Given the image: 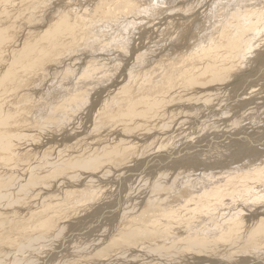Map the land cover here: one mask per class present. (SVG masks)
Listing matches in <instances>:
<instances>
[{
    "label": "rangeland",
    "instance_id": "obj_1",
    "mask_svg": "<svg viewBox=\"0 0 264 264\" xmlns=\"http://www.w3.org/2000/svg\"><path fill=\"white\" fill-rule=\"evenodd\" d=\"M99 1L100 0H52L53 3L52 2H49V5L50 4H53L54 6L51 5L49 11L48 10L47 11L48 12H51V11L54 12V9H52V8H56V9H60L61 10L60 12L66 11V12L73 13L74 15L73 14L72 15L74 16V21L76 23H79V26H78L79 32L78 33H80V32L83 31L82 30V28H83L82 26H83L84 22H86V14H85V12H83V8H91L92 9L93 8V5L95 6ZM190 1L191 0H171L168 3H164L163 2V4L162 3L155 4L154 2L152 4V2H151V5L149 6L150 9H151V12L148 11L147 13H145L143 15V17H144L143 19H141V18L138 19V21L140 19H141V21H139V22L136 21L137 24L139 25V27L137 29H134L135 32L132 31L133 29L131 27L130 28H127L128 30L125 29L126 30L125 31L121 26H120V28H121L120 29L119 26H114L112 28V26H108V25L107 26L106 25H103V26L98 25V26H101V28L103 30L101 28H98V30H96V32L93 33L94 35L96 34L98 36V37L97 36L94 37V41L96 43L98 42L97 43L98 44V48L94 49V52L93 53L92 52L87 53L88 51H86L84 47H76L75 48V44H74L73 46H74L75 50L70 51V50L73 49V48H70L68 50V52H66L67 56L64 55L63 53L57 54L55 60H58V59L60 60L58 62V65H56L57 68L56 69L53 68L52 71H49L50 73H47L48 75L45 73V76L46 77L48 76V79H46V81L43 82L42 83V86L40 87V90H43L44 92H46V93H43L44 95H46V94L47 95L48 94L50 95V93H51V96L50 97H49V95L48 96L46 95L47 97L45 96L46 101H47L46 102V105L44 107L42 106V108L38 109V112L36 113L37 114V118L35 117L36 114H35L34 110H32L31 108L38 107V104L39 105H43V103H42V101L40 100V97H39L40 94L38 95L39 92L36 94V92H33V90H31L30 86L27 85V87H25L24 89L22 88V90L18 91V93H19L18 96H16V94H18V93H14V94H11V95H8V92L6 93L5 96H7V98H9V97L13 98L12 101H11V102H13V104L19 102V101H16L14 99V97L20 99L21 102H22V104L17 105V106H15L13 108V113H10L9 112L10 110H9V111L5 112L6 114L4 113V115H3V118L4 119L11 118L10 120H12V122H11L12 127H11V130L10 131H12V129H13V132H17L18 130H20L19 132H21V134L25 133L26 135H29L30 136V139L34 140L33 139V137H34L35 138V142H34L35 145L32 144V142H28L26 140H25V143L32 144L30 146H32V147L34 146L36 148H39V146H40L39 145L40 140L39 141L36 140L39 136H34V132H32L31 130L33 129L34 131H39V129H45V130L49 131L50 134H51V137H48V139L52 140L51 142H49V147L53 151L54 154H57V156H55V162L53 163V166L55 168H58L59 169L57 171H58V175L61 176V177H67L65 174H63L64 171L65 172L72 171L73 169H75V167L73 168L72 166H76V167L79 166L80 161H84V162L87 163L88 158L91 155V152L94 151V154L92 155V161L93 162L99 164L100 162H102L103 160H105V161H103L105 167L102 166L103 164H100L101 166L99 167V170H98L99 173H98V175L99 176L100 175H103L102 177L105 180L111 181L115 177H116V179L117 178L119 179V177H121V175H122L121 172L124 170L123 167L127 163V162L121 163L124 160L118 162V160H116V159L119 157V155L116 156V158H112L111 161H107V159H105V157H104L105 154L109 155V157H110L111 155L108 153V151L111 150V149H117L116 146L121 145V144H118V143H132V145H129V146H133V147L135 146L134 149L132 150L133 154H131V158H130V160L134 161V159H136V158L143 159V158L150 157L154 153H158V152L159 153H162V152L165 151L166 145H169V148L172 149L173 148V145L176 143L174 146L176 147V145L178 144V147L177 148H180L181 145H182L181 144L182 141L184 140V138H186L185 136L187 134H185V133H188L189 130H191V131L192 130L193 131L194 130H199V131H195V132H197L199 134V141L204 140V142L206 144L213 145L215 143V140L212 138V136L215 135V134H219V131H217V130H220V129H228V128L231 127V125H238L236 123H239L240 124L241 121L243 123L244 122L243 121L244 118L245 119L247 118L246 119L247 121L245 120V123L243 125L244 127H246V125L250 123V120L249 119L252 117V115L255 116L253 118V121H254V119L256 117L259 118L258 115H259V112H261L260 109H259V107L261 105L264 106V22H263L264 21V17H262L260 19L259 17H261V16H258V15L264 16V11H263L264 10V6H263L264 3L261 4L262 2H264V0H261V3L259 2L260 0L259 1L258 0H255L257 2H255V1L253 2L254 3L253 4V7L251 6L253 0H251V1L249 0V2H248V0L247 1L246 0H235V1H233V0L232 1H230V0H227V1L226 0H192L191 3H190ZM241 1H243V2H241ZM242 3H244V6L242 5ZM40 4L41 3H39V5ZM58 4H61V7L60 8H59ZM227 4H230V5H227ZM256 4H257V7H254V6H256ZM67 5H68L69 8L66 7ZM236 5H237L238 8L241 9V12H240V10L237 7H235ZM245 5H247V6H245ZM232 6H234V7H232ZM258 6L261 8V10H260V8ZM247 7H249V9H245ZM254 8H256L258 11H256V9H255L254 12L252 13V10ZM45 9H47V7ZM229 9H231V10L234 9V10L228 11ZM242 9H245L244 11H246V12H243ZM79 10H81V11H79ZM247 10L249 12H251L250 15H247L246 14L247 13ZM235 11H236V14H234ZM237 11H239V14L240 13L241 14L238 15V12ZM259 11L261 13H258ZM78 12H79V14H78ZM227 12H229V13H227ZM231 12H234V13L231 14ZM242 13H244V14H242ZM47 14L48 13H46V11H45L44 14H43V16L44 15L46 16ZM226 14H227V16H226ZM228 14H229V18L230 19L231 18L232 19L235 18L237 20H238V18L235 17L236 15L239 16V17H243V18H244V15L245 14L247 15L246 17L250 16L249 17L250 20H248V18H247V20L244 19V20H246V23L248 21V24L247 25H245L246 23H243L245 21L242 18L240 19L241 21L243 20L242 23H240V21L237 22V23H240L241 24V28L243 30L240 29L241 30L240 31V30L234 28L233 29V32H231V33L234 34V33H236L238 31L239 34H240V32L241 33L242 32L244 33L245 31H247L246 34L245 33L244 34L243 33L241 34L242 35V38H244L242 40L247 41L249 39L248 42L254 40L253 43H255L254 45H256L255 46L256 48L255 47H250L251 49L249 48L248 49L249 51L246 50L247 51V54H248L247 55V58L246 57L245 58L241 57L242 59L241 58H238L237 56H239L238 54H240L238 52L241 49V43H242V40H241L240 41L241 43L239 45L240 48H237V50H236L238 54H237V56L236 55L234 56L235 59L232 60L234 62H232V63H229L228 62V66L226 65L227 62L225 63L224 60H221V63H220V60H218V58H216L217 57L216 55H218V51H216L217 53L215 52L214 54H211L210 55V58L208 57V59H207V57H204L203 56L204 59H206V60H204V59L201 60L202 55H200L201 53L198 52L199 51L198 49L201 48V46H205V45H207V43L212 42L211 39L212 40L214 39L213 42H219L220 41L221 42V43L219 42L220 48L223 49V47H221L222 45L225 47L224 44L226 43V40L229 39V38H226L228 36L227 34L229 33L228 32L229 27H230V31H231V28H233L231 25H233V24L236 23L235 20H230L228 18ZM233 14L235 16H233ZM254 14H256V15H254ZM253 15L255 16V18H253L254 17ZM251 16H252L253 19L256 20V23H257L258 27H257L256 23L253 22V19L251 18ZM183 17H185V18H183ZM256 17H257V19L259 18L258 22L261 23L263 26L257 22ZM58 18H59V16H58ZM182 18H183V20H180ZM186 18H187V21H186ZM224 19L226 21V24H223V23H225ZM178 21H179V23H177ZM213 21H214V23H213ZM216 21H218V23H215ZM227 21H228V23L230 21L231 22H234V23H231L230 22L229 23L230 25H228ZM48 23H49V18H47V19L46 18H43L42 15L38 13V15L36 16V18L33 21V24L32 25L33 26H35V25L41 26L40 29H42V32L43 33H47L48 30L46 29V25H48ZM174 23H176V24H174ZM220 24H221V27L222 28L219 26ZM224 26L225 27L228 26V30L226 28L227 32H226ZM243 26H245L244 27L245 29L243 28ZM252 26H255L257 28V29H255V31L258 30V29H259V31L254 32V28L255 27L251 28ZM212 27H214V28H212ZM246 27H248V28H246ZM211 28H212V30H211ZM216 28H219V29H217V31H216ZM112 29H114V30H112ZM122 30H124L125 33L122 32ZM220 30H223V31H220ZM234 30H235V32H234ZM131 32H133V33H131ZM217 32H218V36L220 38H218ZM225 32L227 34H225ZM238 32H237V34H238ZM250 32H253V33H250ZM106 33H108V34H106ZM109 34H111V37L109 36ZM126 34H127V36H126ZM129 34L131 36L132 35L133 36L130 37ZM214 34H216V38H215V35ZM250 35H251V37H248ZM204 36H205L207 42H206ZM223 37H224V39H223ZM209 38H210V40H208ZM246 38H247V40H245ZM100 39H102V40H100ZM117 39H118V41H117ZM123 39H125L126 42ZM202 39H204L205 41L202 40ZM129 40L132 41V42L130 41V44H129V45H132V47L133 46H137L138 44H139L138 45V48L144 47L143 49L145 50V52L148 51L147 53H148V55H150L149 56L150 58L147 59V61L149 60L148 61V64H147V61L144 62V64L145 63L147 64V66H145V65L143 66L144 68L139 67V66H135V65H132L131 67H129V64H130L129 63L128 66H127V68H126V70H125V73H126V76L125 77L126 78H124L123 81L121 80V82L119 81L116 84V78L121 74V71L123 70V68L126 66V63L128 62L124 56L121 57L123 60H125V62L121 66V69L122 70L120 69V71H117L118 70L117 67H114L113 68V65H111V67H107L108 65H106V64H104L102 62L90 61L89 63H87L88 60H90L87 57H92V56L95 57V56L103 55V54H106V52H108V56H109L112 53H115V52L118 51V43L119 42H120V44L123 43V42L125 44H128L129 42H127V41H129ZM217 40H219V41H217ZM135 44H137V45H135ZM212 44H214V43H212ZM83 49H84L85 53H84ZM111 49H113V50H111ZM106 50H108V51H106ZM195 52H198L197 57H198V55H200V57L197 58ZM81 53H82V55H81ZM147 53L144 54V55H147ZM190 53H191V55H190ZM49 54L50 53H48L47 55H49ZM137 54H138V51H136L135 56ZM74 55L76 57H74ZM86 55H87V57H86ZM114 55L115 54H113L112 56H114ZM45 56L46 55H43L41 57V59H44V58L47 57V56L46 57ZM59 56L60 57L62 56V57L60 58ZM68 56H71V57H74V58H77V59H80V60L82 59L81 62H78V64L80 66H79V68H78L77 71L74 72V70H71V69H68L69 71L67 70L66 67H68V64H67V62H68L67 60L68 59H66V58ZM81 56H83V57H81ZM189 56H190V58H192L193 61L189 58ZM211 56H214V58L213 57L211 58ZM178 57H179L180 60L177 59ZM84 58H86V60ZM181 58H183V59L181 60ZM195 58H197L199 61H197V59L195 60ZM215 58L218 61H215L216 60ZM41 59H40V61L37 60L38 61L37 63L42 62ZM174 59H175V61H173ZM219 59H221V57H219ZM236 59H238V60H236ZM245 59H246V62H242L243 60L245 61ZM63 60H65L64 61L65 63L62 62ZM134 60H135V58H134ZM160 60H161V62H160ZM170 60H172V61H170ZM188 60H191V61H188ZM240 60H242V61H240ZM180 61H181L182 64L180 63ZM206 61L208 63H210V64H207ZM173 62H176V64L178 65V67H176L177 65L175 63H173ZM186 62L188 63V65L185 64ZM189 62H191V63L189 64ZM196 62H197V64H196ZM239 62H242L243 64L245 63L244 64L245 68H244L243 64L241 65V64H239ZM203 63L206 64V65H203ZM212 63L213 64L214 63L215 64L218 63V64L217 65H215V64L213 65ZM222 63H223V65H226L227 66L226 69L229 70V72H231L233 70L235 71V69L238 68L241 65V67H239L238 69H236L235 74L233 76V78L234 77H236V78L235 79L232 78V82H230V83L228 82L229 80H227L228 79L227 78L226 79L227 84L223 80L222 81L220 80L221 82L219 81L217 83L212 84L211 86H213V87L210 90L213 91V92H210L211 94H209V95L200 96L198 98V100L195 101L194 99L196 97H198L199 95H202V94H199L198 95L197 94L198 93V89L195 88L197 91L195 89H191L189 87V85H185V83L189 84L190 81L194 80V78L197 75H199L198 73H201V72L203 73V71H207L208 74H205V75H207L209 77L212 76V75L213 76L215 75L216 77L219 76V78H220V76H223V75L219 74L218 68L220 67V65H222ZM62 64H63V66H62ZM66 64H67V66H66ZM88 64H90V65H88ZM170 64H172L171 65L172 67L170 66ZM191 64H193V65H191ZM198 64H199V68H197L198 67L197 66ZM186 65H187L188 68L186 67ZM210 65H213V66L210 67ZM101 66H103V67H101ZM180 66H182V67L179 68ZM191 66H193V67L190 69ZM207 66L210 67V68H208ZM214 66L215 67L218 66V67L215 68ZM230 66L232 68H230ZM58 67H60V68H58ZM166 67H167V69H166ZM169 67H171V68H169ZM194 67L196 68L197 71L194 69ZM71 68L74 69L75 66H72ZM174 68H175V70H172ZM202 68H203V70H202ZM213 68H215L216 70L213 69ZM184 69H185V71H186V69L188 70L187 74H186L185 71H183ZM189 69L191 71H189ZM192 69L194 71H196L197 73H193V70ZM199 69H200L201 72H199ZM211 69H213V71L215 70L214 73L218 70L216 72L217 74H214ZM56 70H57V73H56ZM86 70L87 71L90 70L91 73H90V71H89V73L86 72ZM94 70H96V71H94ZM176 70H177V73L175 74ZM65 71L68 72V73L65 74L64 73ZM133 71H135L139 75L135 74ZM144 71H145V73H143ZM173 71H175V72L173 73ZM70 72H74V75L75 76H73L72 75L73 73H70ZM80 72H82V73H80ZM86 74H89V75H86ZM168 74H170V75L167 76ZM129 75H130V77H129ZM163 75H164V77H163ZM183 75L185 77L188 75V77L184 78ZM193 75H195V76H193ZM67 76H68V78H67ZM156 76H158V77L160 76L161 78L163 77L162 78L163 80H161V78H160L161 81L158 80V78ZM166 76L169 77V78L167 79ZM177 76L178 77L180 76L179 77L180 79L179 78H176ZM181 76H182V80H181ZM189 77H190L191 80L189 79ZM129 78L132 79V80L130 81ZM165 79L167 80V82H169L171 80L169 83L173 84L174 86L173 85H170L169 83H168V85H170V86L166 85L167 82H166ZM174 79L175 80L178 79V81H175ZM183 79H189L190 81L188 82V80H186V82H185V80H184L185 83H183V82L181 83L180 82V84H181L180 85L179 84V81H183ZM66 80L67 81H70V82H67ZM159 81L161 83H159ZM162 81H163V83H162ZM172 81L175 82V83H173ZM176 82H178V83H176ZM32 83L33 82H31L30 84H32ZM81 83H83L84 85L81 84ZM139 83L142 84V85H140ZM164 84L167 86V88H166V86L164 87ZM175 84H176V86L179 84L180 87H182L183 89L180 88L179 86H178L179 89L176 88ZM149 85L152 88L149 87ZM153 85H155V86L157 85L156 87H158V88H156ZM158 85H160V86H158ZM162 86L165 89V92H166V95L167 96L165 95L163 97V95L165 94V92H164V89L162 88ZM186 86H188L190 88V90ZM147 88L148 89H151V91L148 90ZM161 88L163 89V91L161 90ZM171 88H173L174 91H172ZM184 88H185L186 91L184 90ZM213 88H214V90H213ZM132 89L133 90L135 89V90L133 91ZM167 89H169L171 91V93L172 92H175L174 93L175 95L173 93L172 94L169 93L170 91L167 90ZM188 90H189V92H188ZM21 91L23 93H25V96L22 97V98H21V96H22V94H21L22 92ZM27 91H29V92H27ZM138 91H139L140 94L141 93H143V94L138 95L139 94V93H137ZM152 91H156V92H152ZM158 91H159V93H158ZM176 91L179 93L180 96L176 93ZM181 91H182V93H181ZM1 92L4 93V91H1ZM40 92L42 93V91H40ZM69 92L77 93V96H79V97L81 96V97H80V99H78V97H77L78 101H76V103H74V105L71 104V102H69L70 104L65 105V108H61L60 107L61 106V103H60L59 100H61L62 97L63 98L66 97V95ZM118 92L120 93V97H121L120 100H119V93ZM160 92H161V94H160ZM162 92H164V93L162 94ZM184 92H187V93H184ZM150 93H151V96H152L151 99H150ZM167 93H169V95ZM194 93L197 96H192ZM31 94H32V96H31ZM124 94L126 95V97L123 96ZM129 94H131L135 98H133ZM147 94L149 96L148 98L146 96ZM152 94L153 95L155 94V95L153 96ZM156 94L161 95L162 96V99L163 98L165 99V97H166V99L165 100L164 99L162 100L161 99V96H158ZM185 94L190 99L188 97H186ZM135 95L139 96L144 101H148L150 99L154 103V105H150L149 106V107H151V110H153L154 113L156 112L155 114H157V115H155L153 113V115L152 114L150 115L151 117L149 116L150 119L154 116L151 119L152 121L149 118L144 119L145 121L149 119L147 122H144V121H142L140 119H136V121H135L136 123H134V124L137 125V127H133V128L132 127H129V130L123 128L124 124H126L127 122H125V123H119L118 122L117 123V126H115V127H110V126H107L106 127V126H103L102 128L96 127V124H94L92 122V121L97 122L96 121L97 120V118H96L97 117V114L102 109L105 110V111L111 109L110 112L111 111L113 112L116 109V111L113 112L114 114H115V112L117 113L118 111L119 112L120 111L123 112L122 110H123V106L125 105V103H128V102H130L132 100H141L140 98L136 97ZM143 95H144V97H142ZM181 95H182V97H181ZM189 95H191V96H189ZM211 95L214 96V97H212L213 100L211 98H208ZM36 96H37V100H36ZM130 96H131V98H129ZM172 96L174 98L176 97L178 99V101L176 99L175 100H172V99H174ZM183 96H185V97H183ZM82 97H84V98H82ZM191 97H193V98H191ZM179 99H180V101H179ZM209 99H211V100H209ZM112 100L114 101V103H113ZM159 100H160V103L162 104V105H160V104L159 105L162 108L164 106H167L168 108L170 107V109H167V107H165V108L162 109V108H160L159 105H157L159 107H156L157 109H155L156 103H159ZM161 100H162V102H161ZM111 101H112V104H111ZM123 101H126V102L122 103ZM165 101H166V103L169 102V105H171V106H169L168 104H166ZM192 101L193 102L195 101V103H193ZM11 102L6 103L5 106L11 105L10 104ZM170 102H172V104ZM24 104H26L27 106L24 105ZM76 104H78V105H76ZM79 104L82 105V106H80ZM113 104H115V105H113ZM143 105L144 106L145 105L148 106L147 104H143ZM143 105L137 104L136 107L139 106V108H140ZM109 106H111V107H109ZM113 106H114V110H113ZM116 106H117V108H116ZM180 106H181V108H180ZM263 106H262V109H263ZM16 107L17 108H22V109L23 108H25V109H29L30 108L31 109V111L29 113L28 112H25V111L22 113L23 114L22 115L23 116L22 119H24L23 121H18V122L13 121L14 120L13 117H15L14 112H16ZM78 107H80V108H78ZM118 108H119V110H118ZM144 108H146V107H144ZM148 108H146V109H148ZM44 109L46 110V112H48L47 116L46 115L44 116V114L42 113V111ZM160 109L162 110L161 112H160ZM164 110H165V112L167 110L168 111L165 113V112H163ZM174 110L175 111H181V113L183 115V118L180 119V120L177 118V113H179V112H176V114L174 115L175 116L174 118H169V117L167 118L168 115H172V113L174 112ZM263 110H262V116H261L262 119H261V121L259 120L256 123V122H253L252 119H251V123L249 124L250 126L247 127V130H245L246 128H243V131L245 130V132L244 133H241V135H239L240 139H242L243 142L242 141H239L240 142L239 143L238 140L235 139L236 143H235V145H232L229 141H225L226 139H224V140L222 139L220 141V142H222L221 145L223 144V142H224L223 145H226V146H222V147H227L228 148V146L230 145V148H228L229 151L228 152H225L227 154H224L223 151H221V152H219V151H213V152L210 151L211 153L207 155L209 157V160L207 159V161L211 162L212 164L213 163H215V164L217 163L216 164V167H214L215 168L214 170L219 169L218 168L219 165L223 166V165H225L227 163V167L226 168L229 169L230 167H237V168L242 167L243 170H244V172L243 171L242 172H240V171L237 172L236 171V172H233L232 173L230 171H226L222 175L213 174V176H211L209 178H206V180L204 179V181L201 180V178L200 179L198 178V180H197L198 183H196L197 181L191 180V179H193V177L196 178V176L198 177V175L199 176L206 177L205 173L204 174L203 173H199L197 175V173L195 171H193V168L195 169V168H197V166H198L199 169L204 168V167H202L200 165V163H202V162H199L201 160L204 161V162H206V160H204L203 156L202 157H200L201 155L199 156L200 158L197 160L198 161V164H197V161L193 163V160H187V161H190V162L184 161V162H182L181 165L180 164L177 165L175 162H169L167 165L165 163L164 165H166V168H160V169H158L157 170V173H160V170L161 169L162 170L163 169L167 170L169 168L168 170H172V172H173L171 175L178 177L179 178L178 179L179 182L181 180L182 185H180V186L182 188L179 186V187L175 188L176 190L173 189V190H170V191H167V192H165V190H155V191H151V195L149 197L151 199H147V197H146V200L147 201H145V205L147 206L146 208H147V210H148L149 213H146V212L144 213L143 211H141L142 213L140 212L139 214H137V215H139L140 218L136 215L134 217L135 219L134 218L131 219L133 221V223L129 224L128 227L126 226V228H128L129 231L130 230L131 231L134 230L133 234L132 235L131 234L129 235L133 240L130 239V237H128V235L125 233V236H124L125 239L124 238L122 239V243L123 244L120 243L121 246L123 245L122 247L116 245V246L112 247L111 249H108L107 248V250H105L106 253H105V251H103L102 254H101V257H98V259H102V258H105V257H107L106 260L111 259L114 255H116L119 252H121L120 253L121 255L122 254H125L124 252L138 255V254L143 253V252H148V251L156 250L155 251V255L157 256V258H162L165 263L164 262L161 263V262H158V261H155V260H153V261L151 260L150 262H147L144 258L143 259L141 258L142 261L140 260L138 262L139 263L141 262L143 264H157V263L158 264H170L167 261H165V258L167 257V256L165 257V254H168L169 253V255H170L171 253H173V256L174 255L177 256V259L179 260L175 264H215L214 260L215 261L216 260H220L222 263H228L227 260L228 259H232L233 257L239 258V259H246V260L251 259L253 261H256V263L259 262L260 264H264V230H263V233L260 236L258 235L259 237L257 236L258 237L257 239H259V240L252 239L253 241L251 240L250 241L251 243L250 242L246 243L252 237V235H250L251 234L250 232H251V229H252V227L250 225H252L254 223H256V224L263 223L264 224V221H262V220H264V195H263L264 194L263 193V191H264L263 190L264 189L263 188L264 187V183H262V182H264V180H263L264 178L262 177V174L264 176V172H263V169L264 168L259 169V170H262L261 173L258 170V172L261 174V175H259V176H261V179H259V176L257 175L258 172H256V170H255V172H256L255 173L254 170H253L254 168H256V166H259L260 165L258 163L264 162V151H263L264 150V136H263L264 135V111ZM39 111L41 113H39ZM248 111H250V113H247ZM49 112H52L53 114L52 113H49ZM59 112H65V113H62L63 114L62 115ZM38 113H39L40 117L38 116ZM57 113H59V114H57ZM161 113H163V114H161ZM32 114H34V115H32ZM41 114H43V117L44 118L41 117L42 116ZM54 114H55V116L57 115L56 117H58L60 120L58 118H54L53 117ZM60 114L62 115L61 117H59ZM160 114H161V116H160ZM11 115H13V116H11ZM19 115H21V114H19ZM243 115H244V117H243ZM231 116L233 118H231ZM161 117H163L164 119L163 118L161 119ZM41 118H42V121L43 122L41 121ZM45 118H48L50 120V123H51L50 126L51 127L50 126L49 127L42 126V125H44L43 123H44V119ZM50 118H54V119H50ZM34 119H35V121H34ZM227 119H228V122H226ZM236 119H238V120H236ZM175 120H176L177 123H175V125L170 128L169 122H167V121H175ZM236 121H240V122H236ZM21 122L23 124H21ZM70 128H72L75 131H77L78 129H80L82 131V134L81 135H83L84 138H86V137H89V138H86L85 140H82L80 142V144L75 145V147L74 148H71V150H68L67 152H63L62 151V146H65L64 145V141L63 140H59V139H55L54 140L53 138L60 137L59 135H60L61 132L65 131V130H68ZM97 128L101 130L99 133H97V130H96ZM72 129H70L67 133L69 135H71V136H75V133H74L75 131H73ZM24 130H25V132H24ZM29 131H30V133H29ZM213 132H215V133H213ZM78 137L76 139H78ZM193 141L190 142V143H187V145L185 146V148H190L193 145H195V142H193ZM204 142H202V143L200 142L198 144L203 145ZM220 142H219V144H220ZM103 145H110V147L102 148ZM215 146L216 145L214 144L213 147H215ZM258 147H259V150H258ZM27 148H31V147H27ZM43 149H44V147H43ZM206 149H210V147H206ZM245 149H247V150H245ZM96 150H100L99 151L100 154L99 153L96 154L95 153ZM190 150H191V148H190ZM230 150L232 151V153H231ZM187 151L188 150H186L185 154L187 153ZM241 151L244 154L246 152V154L245 155L242 154ZM255 151H256V155H254L255 154ZM257 151L259 152V154L257 153ZM30 152L32 154H35L36 153L35 156L32 155L29 152H26V151H24L22 153H18L19 156H17V157H12V156H9L8 155L10 158L9 159H6V161L7 160H9V161L11 160L12 161V170H11V167H10V170H11L10 172H13V173L17 172L16 177L19 178V176H21V177L22 176H25V174L28 172V170L29 171H31V170L33 171V169H32L33 166L32 165H33L34 162H36V164H38V160L36 158L38 156L37 155L38 154V150H32ZM239 152H240V154H239ZM247 152H248V154H247ZM27 153H28V157H27V155H25ZM39 153H40V151H39ZM180 153H181V151H180ZM217 153L219 154V156H218ZM228 153H230V155ZM238 154H239V156H238ZM210 156H212V158ZM222 156H224L225 159L221 160L222 159ZM236 156L238 157V159H237ZM219 157H221V158H219ZM29 158L32 159V160H29ZM213 158L214 159L216 158V160H214ZM252 159H257L256 162H258V163H256V162L254 163V161L253 162H249ZM127 160H129V159H127ZM225 160H227V161H225ZM17 161H18V165L19 166L16 164ZM27 162H28L29 165H26ZM233 162H234V165L235 166L233 165ZM222 163H225V164L222 165ZM192 164H195L196 167L195 166L194 167H191ZM236 164H238L240 166H238ZM188 165H189L190 168H187ZM183 167H184V169L186 168V170H187L186 172L181 169ZM0 168H1V166H0ZM27 168H28V170H27ZM26 170H27V172H26ZM162 170H161V172L165 171V170H163V171ZM247 170H249V173H250L251 176L249 175V173L247 172ZM251 170L253 171V173L256 174V175L254 174L255 176L253 175V173H252ZM43 171L44 170H41L38 173L40 174ZM174 172L175 173H178V174H180V173H182V174L175 175ZM187 172H189V173H187ZM192 172L194 173V175H193ZM190 173H192V174H190ZM245 173H247V174H245ZM18 174H19V176H18ZM228 174H230V176ZM235 174H237L242 179V181H240L241 179L238 180L239 177L236 176ZM239 174H241V176ZM4 175H5V173L0 171V177H3L5 179L4 182H6V184H7V179L6 178H8L9 176L6 174L7 176L5 175L6 176V178H5ZM71 175H72L71 173L68 174V178L69 179H72L73 178V177H71ZM224 175H226V176H224ZM247 175L250 176V179H249V177ZM186 176H189V177L187 178ZM218 176H221V177L219 178ZM244 176L247 177V178L245 179ZM144 177H147V176H144ZM183 177H186V178H183ZM229 177H230V179H229ZM255 178H256V180H254ZM215 179H217V180H215ZM236 179H237V181H236ZM213 180H214V182H213ZM227 180H230V181H228L229 182V185L233 181L235 183L233 182V185L231 184L230 187H229ZM173 181H172V183H173ZM243 181H246V182L244 183ZM258 181L261 184H259ZM13 182H14V180H13ZM201 182H202L203 185L200 184ZM222 182H223V184L225 183V185H223V187L221 186ZM204 183H205V185H204ZM241 183H242V185H243V183H244V185L245 184L247 185V184H250L251 183L249 185V187L250 186L251 187L249 188V187H247L245 185V188L246 189L243 190L244 186H242ZM237 184H238V186H237ZM197 185H200V188ZM210 185H211V187H210ZM219 185L221 187H219ZM261 185H263V186H261ZM6 186L8 188H10L9 185H6ZM201 186H203V187H201ZM217 186L219 187V189L217 188ZM253 186H254V188L255 187H258L260 190H262V193H260L261 191L258 190V188H257V190H258L257 192H252L253 190L256 191L255 189H252ZM41 187H44L43 188L44 190H41L39 193H38V190L35 192V193H38V195L41 194L40 195L41 197L40 196H37L35 198V196H32V194H31V197L32 198L31 197H28L30 200L31 199H33V200L27 206H29L33 210H31L29 207H27L26 209H29V211H27V210L26 211H24V210L23 211H20L19 208H17V210H18L17 211V214H15L16 212H14L12 214H7L5 216H0V234H1L0 235V242H1L0 243V253H2L4 256L6 255L5 252L7 253V250L8 251L9 250H13V248H10V247H12V243L13 244L15 242L17 244L20 243V241H18V240L20 239V237L26 235V232L38 231L43 226V224L46 221H49V227H50L49 230L50 231H54L53 233L59 234L58 229L60 227L63 228L62 226H65V228L68 229V227H72L71 223H73L74 221L76 222V225H78V223H84L89 217L91 219V213L90 212H93V210H95L97 207L99 208L101 206V203L105 199H113V198L115 199V197L117 198V193H118V188L117 187H111L109 185H104V186H96V187L93 188V185H92V186L88 187V189H86V190H88L86 193H85V190H83V189H80V190H82V192L81 191H78V190L76 191V190H73V189L70 190L71 191L70 192V191H68L67 189H64V188L62 190L61 189L59 190V188L57 187L56 190H54V192L56 191L55 194H53V195H51V194L50 195H46V192H45V190H47L46 186L45 185H41L39 188H41ZM183 187L185 189H183ZM209 187L212 188V190L214 189L216 193L214 191H212ZM225 187L226 188L229 187V188L226 189ZM231 187H233V189ZM241 187H242V189H241ZM178 188L179 189L181 188V189L179 190ZM203 188H205L206 191H204ZM247 188H249V189H247ZM115 189H116L117 192L115 191ZM198 189H199V191H198ZM200 189L202 191H200ZM186 190H187V194H186ZM192 190H194V191H192ZM226 190H228V191H226ZM246 190H249L248 192H249V194L251 196H249V194L245 193ZM57 191L58 192L60 191V192L58 193ZM126 191L128 192V194H131V195L129 196ZM126 191L123 192V190H122L123 195L124 194H127V195H124V197L122 195V198L125 199L124 202H123V205H126L127 203H129L130 200H132V198H131L132 191L129 188ZM188 191L191 192L190 195H189V192ZM203 191H204V193H203ZM209 191H210V194L209 193L207 194V192H209ZM239 191L241 193H239ZM2 192H5V190H1L0 191V194ZM168 192H170L171 196L174 195V194L175 195L172 196V198L170 196L169 197L170 199H169L166 196V194ZM177 192H179V193H177ZM193 192L195 193V195H194ZM218 192L220 194L222 193L221 194L222 197L220 196V194ZM224 192H225V194H224ZM228 192H229V194L232 192V194L229 195ZM242 192H243V194H242ZM149 193H150V191H149ZM217 193L219 195H217ZM181 194H182V196H181ZM203 194H205L206 196L203 195ZM226 194H228V195H226ZM239 194L240 195L242 194V195L241 196H238ZM245 194L248 195V196H245ZM255 194H257V195H255ZM184 195L185 196L187 195L188 197L187 196L185 197ZM69 196H70V198H69ZM126 196L127 197L129 196V197L126 198ZM195 196H196V198H195ZM223 196H224V198H223ZM165 197L168 198L169 200H165ZM205 197H207V198H205ZM237 197H239V198L240 197H247V199H245V198L243 199L242 198L244 201L242 200L243 202H241V201L239 202L237 200L239 198H237ZM176 198H178V199H176ZM190 198L192 199V201H191ZM252 198H253V200H251ZM81 199H82V201H81ZM85 199H86V201H85ZM126 199L127 200L129 199V201H127ZM249 199H250L251 202L248 201ZM79 200H80V203H78ZM232 200H234V201H232ZM240 200H241V198H240ZM246 200H247V202H246ZM75 201H77L76 204H75ZM125 201H127V202H125ZM168 201H170L171 204ZM204 201H205V203H203ZM198 202H200V203H198ZM40 204H42V205H40ZM172 204L174 206H172ZM73 205H75V207ZM202 205L205 208L204 207H201ZM198 206H199V208H197ZM11 210L12 209H10V211ZM81 210H83V213H82ZM10 211H8V212H10ZM165 213H168V214H165ZM41 214H42V216H41ZM141 215L142 216L145 215V216L142 217ZM207 215H208V217H207ZM196 216H197V219L195 218ZM110 217H112V216H110ZM110 217L109 216H107V217L105 216L103 219H105V218L108 219ZM237 217L238 218L240 217L239 218L240 220H242V218H243V220L242 221H238L239 219ZM205 218H207V219H205ZM235 218H237V219H235ZM203 219L206 220V221H204ZM152 220H154V221H152ZM182 220H183V222H181ZM234 220H236L237 223ZM53 221H55V222H53ZM207 221L210 222V223L207 224L208 223ZM226 221H228V223ZM243 221H244V224H243ZM41 222H44V223H41ZM101 222H105V221L102 220L99 223H101ZM177 222H179V223H177ZM200 222H201V225H200ZM216 223L219 224V227H218V225ZM250 223H252V224H250ZM67 224L69 226H67ZM73 224H75V223H73ZM197 224H198V226H197ZM239 224H241V225H239ZM131 225H133V226H131ZM192 225H193V228H192ZM212 225H214V226L212 227ZM220 225H222V226H220ZM226 225H228V227H223V226H226ZM229 225H232V227H230ZM233 225H234L235 228L233 227ZM242 225H243V227H242ZM201 226H203V227H201ZM238 226H239V228L241 230L238 228ZM215 227L218 230L214 229ZM249 227H251V228H249ZM61 228L59 230H61ZM166 228H167V230H166ZM181 228H182L183 232H182V230H180ZM184 228L187 229V230H185ZM204 228H207V229H204ZM224 228H226V229H224ZM227 228H229V229H227ZM236 228H237V231H236ZM158 229H159V231H158ZM200 229H201V231H200ZM219 229H220V231H219ZM232 229L235 232L234 231H231ZM152 230H153V233L151 232ZM131 231H130V233H131ZM213 232H214V234H213ZM226 232H229V233H226ZM236 232H237L238 235L236 234ZM244 232H245L246 235L243 234ZM248 233H250V234H248ZM225 234H229V236H227ZM53 235H55V234H53ZM145 235H147V236H145ZM231 235L233 237H235V238L230 237ZM153 236H155V237H153ZM205 236H207V237H205ZM226 236H227V238H226ZM185 237L186 238L188 237L189 239L186 240ZM201 237H203V238H201ZM170 238H171V241H170ZM180 239L183 240V241L181 242ZM226 239H227V241H226ZM177 240H179V241H177ZM191 240H192V243H191ZM211 240H214V241H211ZM221 240L223 242H220ZM231 240H232V242H231ZM233 240L236 241V243ZM262 240H263V242H262ZM205 241H207V242H205ZM132 242L135 243V244H133ZM143 242H144V244H142ZM180 242H181V245H180ZM197 242H198V244H197ZM230 242L233 243V246L234 247L232 246V244ZM240 242H241L242 245L240 244ZM5 243H6V245H5ZM156 243H157V245H156ZM226 243L228 244V247L229 248H227V244ZM237 243L240 244L241 249L239 248L240 246ZM128 244H129V248L127 247ZM213 244L215 246L216 245L217 246L215 247ZM218 244H219V246H218ZM184 245L186 247H184ZM142 246H143L144 249L142 248ZM212 246H213V248H212ZM223 246H225V247L223 248ZM149 247H151V248H149ZM189 247L191 249H193V250L195 248V252L198 250V247H200L199 249H200V251L202 249V252L203 253H201L200 251H197L195 253ZM219 247H221V248L219 249ZM138 248H140V250ZM211 249H212V252H211ZM217 249H219L221 251H218ZM121 250H124V251H121ZM126 250H128V252ZM132 250H133V252H132ZM183 250H184V252H183ZM134 251H135V253H134ZM139 251H141V252H139ZM158 251H159V253H158ZM225 252H226V254H225ZM198 253L200 255H197ZM214 253H216L218 255L221 254V255L216 257V254H214ZM253 253L254 254H258V255L256 256ZM93 255H96V253H94ZM211 255L213 257H216V258L212 259V256ZM131 259H134V257L129 258V260H131ZM106 260H105V262H106ZM90 261H92V260L90 259ZM139 263L133 262V264H139ZM82 264H92V263H82ZM232 264H235V263H232Z\"/></svg>",
    "mask_w": 264,
    "mask_h": 264
},
{
    "label": "bare ground",
    "instance_id": "obj_2",
    "mask_svg": "<svg viewBox=\"0 0 264 264\" xmlns=\"http://www.w3.org/2000/svg\"><path fill=\"white\" fill-rule=\"evenodd\" d=\"M169 1H171V0H100L95 6L93 5V8L91 9V8H83V12H85V14H86V22H84V24H83V28H82V32H80V33H78L79 32V30H78V26H79V23H76L75 21H74V14L73 13H71V12H66V11H63V12H60L61 10L60 9H56V8H52V9H54V12L53 11H51V12H48L49 11V9H50V6L51 5H53V4H50L49 5V2H52V0L50 1V0H0V166H1V168H0V171L1 172H4L5 173V175L7 174L9 177L8 178H6V176H5V178L7 179V184H6V182H4V178L3 177H0V191L1 190H5V192H2L1 194H0V216H5V215H7V214H12V213H14V212H16L15 214H17V208H19V210L20 211H29V209H26L27 207H29V206H27L33 199H29L28 197H31V194H32V196H35V198L37 197V196H40V195H38V193L41 191V190H44L43 188L44 187H41V188H39L41 185H45L46 186V188H47V190H45V192H46V195H53V194H55V192H54V190H56V188L58 187L59 188V190L61 189H67L68 191H70V190H78V191H81L82 192V190H80V189H83V190H85V193L88 191V190H86V189H88V187H90V186H92L93 185V188L94 187H96V186H104V185H109V186H111V187H117L118 188V193H117V198L115 197V199L113 198V199H105L102 203H101V206L98 208H96L95 210H93V212H90L91 213V219H90V217L84 222V223H78V225H76V222L74 221L73 223H75V224H73V223H71V225H72V227H68V229L67 228H65V226H62L63 228H61V230H59L58 229V231H59V234H56V233H53L54 231H50L49 229H50V227H49V221H46L45 223L44 222H41V223H44L43 224V226L38 230V231H30V232H26V235H24V236H22V237H20V239L18 240V241H20V243H12V247H10V248H13V250H7V253L5 252V256L2 254V253H0V264H82V263H92V264H133V262H135V263H139L138 261H140L141 260V258L143 259H145L147 262H150L151 260L153 261V260H155V261H158V262H164L163 261V259L162 258H157V256L155 255V251L156 250H153V251H148V252H143V253H140V254H138V255H136V254H130V253H126V252H124L125 254H120L121 252H119V253H117L116 255H114L111 259H108V260H106V258L107 257H105V258H102V259H98V257H101V254H102V252L103 251H105V250H107V248L108 249H111L112 247H114V246H116V245H118V246H121V244H123L122 243V239L124 238V236H125V233L128 235V237H130L129 235L131 234H133V232H134V230H130L131 231V233H130V231L128 230V228H126V226L128 227L129 226V224H131V223H133V221L131 220L132 218H134L137 214H139L141 211H143L144 213L146 212V213H149L148 212V210H147V206L145 205V201H147L146 200V197H147V199H151V198H149L150 197V195H151V191H155V190H165V192H167V191H170V190H173V189H175V188H177V187H179L180 185H182V182H181V180H180V182L178 181V177H176V176H172L171 174L173 173L172 172V170H165V169H163V170H165V171H163L162 169V171L163 172H161V170H160V173H157V170L158 169H160V168H166V165L169 163V162H175L177 165H181L182 164V162H184V161H187V160H193V163L194 162H196L200 157H202L203 156V158H204V160H206V162H204V161H199V162H202V163H200V165L202 166V167H204V168H201V169H199L198 168V166H197V168H193V171H195L196 173H197V175L199 174V173H205V175H206V177H204V176H199L198 175V177L196 176V178H194L193 177V179H191V180H193V181H197L198 180V178L200 179L201 178V180H203L204 181V179L206 180V178H209V177H211V176H213V174H218V175H222L223 173H225L226 171H230V172H238V171H240V172H244V170H243V168L242 167H240V168H237V167H230L229 169L228 168H226L227 167V163L225 164V163H222V165L223 164H225V165H223V166H221V165H219L218 166V168L219 169H216V170H214L215 168L214 167H216V164L215 163H211V162H209V161H207V159L209 160V157L207 156L208 154H210L211 152L210 151H219V152H221V151H223L224 152V154H227V153H225V152H228L229 150H228V148H230V145L228 146V148L227 147H222V146H226V145H223L224 144V142H223V144L221 145V143L222 142H220L222 139L224 140V139H226L225 141H229L232 145H235V143H236V141H235V139L236 140H238V142L239 141H242V139H240V137H239V135H241V133H244L245 132V130H247V127L248 126H250L249 124L251 123V119H252V121H253V118L255 117V116H253L252 115V117L249 119L250 120V123L249 124H245L246 125V127H244L243 125H244V123H245V120L247 119H243V123H242V121H241V123L239 124V123H236V124H238V125H231V127L230 128H228L226 125V127L228 128V129H220V130H217V131H219V134H215V135H213L212 136V138L215 140V147H213V145H210V144H206L205 142H204V140H202V141H199V134L197 133V132H195V131H199V130H187L188 131V133H185V134H187L185 137L186 138H184V140L182 141V145H181V147L180 148H177L178 147V144L176 145V147L173 145V148L171 149V148H169V145H166V149H165V151L164 152H162V153H154V154H152L150 157H148V158H143V159H141V158H136V159H134V161H132V160H130V158H131V154H133V152H132V150L134 149V147L133 146H129V145H132V143H118V144H121V145H118V146H116L117 147V149H111V150H109L108 151V153L111 155L110 157H109V155H107V154H105V159H107V161H111L112 160V158H116V156H118L119 155V157L116 159V160H118V162L119 161H122V160H124L123 162H121V163H124V162H127L126 163V165L123 167L124 168V170L121 172L122 173V175H121V177H119V179L117 178L116 179V177L114 178V179H112L111 181H109V180H105L102 176L103 175H98V170H99V167L101 166L100 164H103L102 166L103 167H105V165H104V162L103 161H105V160H103L102 162H100L99 164L98 163H95V162H93L92 161V155L94 154V151L93 152H91V155H90V157L88 158V161H87V163L86 162H84V161H80V164H79V166H72L73 168L75 167V169H73L72 171H70V172H65L64 170V173L63 174H65L67 177H61V176H59L58 175V171L57 170H59L58 168H55L54 166H53V163L55 162V156H57V154H54L53 153V151L50 149V147H49V142H51L52 140H50V139H48V137H51V134H50V132L49 131H47V130H45V129H39V131H34L33 129L31 130L32 132H34V136H39L36 140H40V143H39V148H36V147H32V146H30V145H32V144H34V142H35V138L33 137V139L34 140H32V139H30V136L29 135H26L25 133H23V134H21V132H19L20 130H18L17 132H13V129H12V131H10L11 130V127H12V124H11V122H12V120H10L11 118H6V119H4L3 118V115H4V113L5 112H7V111H9L10 113H13V108L15 107V106H17V105H20V104H22V102H21V100L20 99H18V98H15L14 97V99L16 100V101H19V102H17V103H15V104H13V102H11L12 101V99L13 98H11V97H9V98H7V96H5L6 95V93L8 92V95H11V94H14V93H18V91H20V90H22V88L24 89L25 87H27V85H29L30 86V88H31V90H33V92H36V94L38 93V95H39V97H40V100L42 101V103H43V105H39L38 104V107H35V108H31L32 110H34V112H35V114L38 112V109H40V108H42V106L44 107L45 105H46V98H45V96L47 95H44L43 93H46V92H44L43 90H40V87L42 86V83L43 82H45L46 81V79H48V76L46 77L45 76V73L47 74V73H50L49 71H52L53 70V68L54 69H56L57 67H56V65H58V62L60 61L59 59L58 60H55L56 59V55L57 54H60V53H63L64 55H66L67 56V54H66V52H68V50L70 49V48H73L72 50H70V51H73V50H75V48L76 47H84L85 48V50L86 51H88L87 53H89V52H94V49H96V48H98V42L96 43L95 41H94V37L95 36H97L96 34L94 35L93 33L94 32H96V30H98V28H101V26H103V25H108V26H112V28L114 27V26H119V28H120V26L125 30V29H127V28H132L133 30L132 31H134V29H137L138 27H139V25L137 24V22L136 21H138V19L139 18H141V19H143L144 17H143V15L145 14V13H147L148 11H150L151 12V9H150V5H151V2H152V4H153V2L155 3V4H158V3H162L163 4V2L164 3H168ZM192 1V0H191ZM191 1H190V3H191ZM227 1V0H226ZM230 1H232V0H230ZM233 1H235V0H233ZM247 1V0H246ZM251 1V0H250ZM255 0H253L252 1V4H251V6L253 7V2H254ZM259 1V0H258ZM55 2V1H54ZM241 2H243V1H241ZM248 2H249V0H248ZM255 2H257V1H255ZM260 3H261V0L259 1ZM39 3H41L40 5H39ZM53 3V2H52ZM61 3V2H60ZM228 3V2H227ZM264 2H262L261 4H263ZM236 4V3H235ZM247 4V3H246ZM250 4V3H249ZM227 5H230V4H227ZM233 5V4H232ZM242 5L244 6V3H242ZM54 6V5H53ZM58 6H59V8L61 7V4H58ZM86 6V5H85ZM92 6V5H91ZM226 6V5H225ZM245 6H247V5H245ZM250 6V5H249ZM264 6V5H263ZM47 7V9H45ZM66 7H68V5L66 6ZM65 7V8H66ZM192 7V6H191ZM232 7H234V6H232ZM231 7V8H232ZM235 7H237V5L235 6ZM254 7H257V4H256V6H254ZM259 7V6H258ZM69 8V7H68ZM71 8V7H70ZM229 8V7H228ZM238 8V7H237ZM236 8V9H237ZM242 8V7H241ZM260 8V7H259ZM45 9V10H44ZM56 9V10H55ZM190 9V8H189ZM239 10H240V12H241V9L240 8H238ZM237 9V10H238ZM245 9H249V7H247V8H245ZM245 9H242V11L243 12H246V11H244ZM252 9V8H251ZM256 8H254L253 10H252V13L254 12V10H255ZM48 10V11H47ZM69 10V9H68ZM82 10V9H81ZM81 10H79V11H81ZM232 10H234V9H232ZM231 9H229L228 11H232ZM260 10H261V8H260ZM46 11V13H48L46 16L44 15L43 16V14H44V12ZM70 11V10H69ZM75 11V10H74ZM256 11H258L257 9H256ZM264 11V10H263ZM238 12V15H240L239 14V11H237ZM38 13L39 14H41L42 15V17L43 18H49V23H48V25H46V29L48 30H46L47 31V33H43L42 32V29H40V27L41 26H37V25H35V26H33L32 24H33V21L35 20V18H36V16L38 15ZM188 13V12H187ZM227 13H229V12H227ZM232 13H234V12H231V14ZM257 13V12H256ZM258 13H261L260 11L258 12ZM263 13V12H262ZM73 14V15H72ZM78 14H79V12H78ZM81 14V13H80ZM234 14H236V11H235V13ZM233 14V16H235ZM242 14H244V13H242ZM247 15H250L251 14V12H249L248 10H247V13H246ZM244 15V18L243 17H239V16H235V17H237L238 18V20L237 19H230L229 18V14H228V18L230 19V20H235L236 21V23L235 24H233V25H231L233 28H231V31H230V27H229V30H228V26H224L225 27V30H226V28H227V30H228V34L226 33L227 32V30H226V32H225V34H227L225 37L226 38H229V39H227L226 40V43L224 44L225 45V47L222 45L221 47H223V49L222 48H220V44H219V40H217V41H219V42H213V40L211 39V41L212 42H210V43H207V45H205V46H201V48H199L198 50V52H200L201 54L200 55H202V58H201V60L202 59H204V57H207V59H208V57L210 58V55L211 54H214L216 51H218V55H216L217 57L216 58H218V60H220V63H221V60H224L225 61V63L227 62V66H228V62L229 63H232V62H234V61H232L233 59H235L234 58V56L236 55L237 56V54L238 53H240V54H238L239 56H237L238 58H241V57H243V58H247V51L246 50H248L250 47H255L256 45H254L255 43H253L254 42V40L253 41H250V42H248L249 41V39L247 40V38L245 39V40H247V41H244V40H242V39H244V38H242V33L240 32V34H239V32H238V34H237V32L236 33H234V34H232L231 32H233V29L235 28V29H238V30H240V29H242L241 28V24L240 23H242L243 22V20L244 19H246L247 20V18H248V20H250L249 19V17L250 16H248V17H246L247 15ZM82 15V14H81ZM188 15V14H187ZM254 15H256V14H254ZM253 15V16H254ZM58 16H59V18H58ZM193 16V15H192ZM191 16V17H192ZM226 16H227V14H226ZM225 16V17H226ZM242 16V15H241ZM258 16H261V17H259L260 19L262 18V17H264V16H262V15H258ZM257 16V17H258ZM186 17V16H185ZM185 17H183V18H185ZM190 17V16H189ZM232 17V16H231ZM246 17V18H245ZM257 17H256V19H257ZM80 18V17H79ZM183 18L182 19H180V20H183ZM227 18V17H226ZM243 19L242 21L240 20V19ZM251 18H252V16H251ZM253 18H255V16L253 17ZM252 18V19H253ZM259 18L257 19V22H258V20H259ZM81 19V18H80ZM141 19L139 20V21H141ZM251 19V20H252ZM78 20V19H77ZM223 20V19H222ZM228 20V19H227ZM246 20H244L245 22H243V23H246ZM255 19H253V22H255L256 23V20L254 21ZM138 21V22H139ZM144 21V20H143ZM186 21H187V18H186ZM224 21H225V19H224ZM223 21V22H224ZM238 21H240V23H237ZM261 21V20H260ZM79 22V21H78ZM231 22V21H230ZM229 22V23H230ZM251 22V21H250ZM264 22V21H263ZM177 23H179V21L177 22ZM213 23H214V21H213ZM215 23H218V21H216ZM221 23V22H220ZM227 23H228V21H227ZM228 23V25H230ZM231 23H234V22H231ZM252 23V22H251ZM259 23V22H258ZM174 24H176V23H174ZM223 24H226V21H225V23H223ZM222 24V25H223ZM248 24V21H247V23L245 24V25H247ZM259 24H261V23H259ZM97 25V26H96ZM98 25H101V26H98ZM162 25V24H161ZM218 25V24H217ZM243 25V24H242ZM256 25H257V23H256ZM262 25V24H261ZM216 26V25H215ZM220 27H221V24L219 25ZM251 26V25H250ZM249 26V27H250ZM263 26V25H262ZM169 27V26H168ZM217 27V26H216ZM245 26H243V28H244ZM253 27H255V26H252L251 28H253ZM257 27H258V25H257ZM109 28V27H108ZM118 28V29H119ZM212 28H214V27H212ZM212 28H211V30H212ZM222 28V27H221ZM220 28V29H221ZM246 28H248V27H246ZM262 28V27H261ZM80 29V28H79ZM102 29V28H101ZM106 29V28H105ZM104 29V30H105ZM111 29V28H110ZM121 29V28H120ZM119 29V30H120ZM210 29V28H209ZM217 29H219V28H216V31H217ZM224 29V28H223ZM245 29V28H244ZM255 29H257L256 27L254 28V32H256V31H259V29L258 30H256L255 31ZM103 30V29H102ZM112 30H114V29H112ZM111 30V31H112ZM116 30V29H115ZM124 30H122V32H124L125 33V31ZM128 30V29H127ZM224 30V31H225ZM243 30V29H242ZM247 30V29H246ZM45 31V32H46ZM100 31V30H99ZM191 31V30H190ZM196 31V30H195ZM219 31V30H218ZM220 31H223V30H220ZM241 31V30H240ZM245 31V30H244ZM252 31V30H251ZM116 32V31H115ZM120 32V31H119ZM135 32V31H134ZM234 32H235V30H234ZM246 32L247 31H245L244 33L246 34ZM249 32V31H248ZM131 33H133V32H131ZM216 33V32H215ZM220 33V32H219ZM243 33V34H244ZM250 33H253V32H250ZM93 34V35H92ZM101 34V33H100ZM106 34H108V33H106ZM115 34V33H114ZM122 34V33H121ZM143 34V33H142ZM199 34V33H198ZM223 34V33H222ZM224 34V35H225ZM117 35V34H116ZM130 35V34H129ZM145 35V34H144ZM208 35V34H207ZM212 35V34H211ZM215 35V38H216V34H214ZM109 36L111 37V34H109ZM121 36V35H120ZM126 36H127V34H126ZM133 36V35H132ZM131 35H130V37H132ZM142 36V35H141ZM140 36V37H141ZM206 36V35H205ZM205 36H204V38H205ZM217 36H218V32H217ZM240 36V37H239ZM246 36V35H245ZM253 36V35H252ZM98 37V36H97ZM122 37V36H121ZM129 37V38H130ZM212 37V36H211ZM239 37V38H238ZM248 37H251V35L250 36H248ZM254 37V36H253ZM256 37V36H255ZM123 38V37H122ZM139 38V37H138ZM213 38V37H212ZM218 38H220L219 36H218ZM107 39V38H106ZM140 39V38H139ZM223 39H224V37H223ZM251 39V38H250ZM253 39V38H252ZM100 40H102V39H100ZM104 40V39H103ZM109 40V39H108ZM107 40V41H108ZM124 41H125V39H123ZM137 40V39H136ZM202 40H204V39H202ZM205 40H206V38H205ZM204 40V41H205ZM208 40H210V38L208 39ZM242 40V43L240 42ZM113 41V40H112ZM116 41V40H115ZM117 41H118V39H117ZM121 41V40H120ZM130 41L131 40H129V41H127V42H129L128 44H125L124 42L123 43H121L120 44V42L118 43V51L117 52H115V53H112L111 55H109L108 56V52H106V54H103V55H99V56H92V57H87V55H86V57L88 58V59H90V60H88V62L87 63H89L90 61H97V62H102V63H104V64H106V65H108L107 67H111V65H113V68L114 67H117L118 68V70L117 71H120V69H121V66L124 64V62H125V60H123L121 57H125L126 58V60L128 61L127 63H126V66L123 68V70L121 71V74L116 78V84L120 81L121 82V80L123 81V79L124 78H126L125 76H126V73H125V70H126V68H127V66H128V64H129V67H131L132 65H135V66H139V67H142V68H144L143 66L145 65V66H147V64H148V61H147V59L148 58H150L149 56L150 55H148V51L147 52H145V50L143 49L144 47H141V48H138V45L137 44H135V45H137V46H133L132 47V45H129L130 44ZM188 41V40H187ZM244 41V42H243ZM106 42V41H105ZM114 42V41H113ZM126 42V41H125ZM132 42V41H131ZM200 42V41H199ZM206 42H207V40H206ZM102 43V42H101ZM205 43V42H204ZM212 43H214V44H212ZM221 43V42H220ZM240 43H241V49L239 50V52L237 53V48H240ZM257 43V42H256ZM75 44V48H74V45ZM105 44V43H104ZM113 44V43H112ZM117 44V43H116ZM145 45V44H144ZM186 45V44H185ZM204 45V44H203ZM110 46V45H109ZM128 46V47H127ZM143 46V45H142ZM174 46V45H173ZM191 46V45H190ZM243 46V47H242ZM256 48V47H255ZM254 48V49H255ZM147 49V48H146ZM177 49V48H176ZM216 49V50H215ZM251 49V48H250ZM253 49V50H254ZM111 50H113V49H111ZM83 51H84V49H83ZM105 51V50H104ZM106 51H108V50H106ZM136 51H138V54L135 56V53H136ZM249 51V50H248ZM112 52V51H111ZM110 52V53H111ZM198 52H195V54H196V57H197V54H198ZM246 52V53H245ZM48 53H50L49 55H47ZM84 53H85V51H84ZM147 53V55H144V54H146ZM217 53V52H216ZM113 54H115L114 56H112ZM194 54V53H193ZM43 55H46L45 57L46 58H44V59H41V57L43 56ZM81 55H82V53H81ZM190 55H191V53H190ZM200 55H198V57H200ZM65 56V57H66ZM84 56V55H83ZM83 56H81V57H83ZM204 56V57H203ZM60 57V56H59ZM62 57V56H61ZM60 57V58H61ZM74 57H76L75 55H74ZM74 57H71V56H68L66 59H68L67 61V64H68V67H66L67 68V70L68 69H71V70H74V72L75 71H77L78 70V68H79V64H78V62H81V60L80 59H77V58H74ZM80 57V56H79ZM180 57V56H179ZM179 57L177 58V59H179ZM185 57V56H184ZM197 57V58H198ZM214 58V56H211V58ZM219 57H221V59H219ZM134 58H135V60H134ZM174 58V57H173ZM189 58H190V56H189ZM197 58H195V60L197 59ZM215 58V59H216ZM40 59L42 60V62H40V63H37L38 61L37 60H39L40 61ZM85 60H86V58H84ZM176 59V60H177ZM183 58H181V60H182ZM186 59V58H185ZM191 60H192V58H190ZM214 59V60H215ZM242 59V58H241ZM180 60V59H179ZM187 60V59H186ZM185 60V61H186ZM191 60H188V61H191ZM194 60V61H195ZM204 60H206V59H204ZM217 59L215 60V61H218ZM236 60H238V59H236ZM65 60H63L62 62H64ZM147 61V64L145 63L144 64V62H146ZM163 61V60H162ZM170 61H172V60H170ZM173 61H175V59L173 60ZM178 61V60H177ZM176 61V62H177ZM193 61V60H192ZM197 61H199L198 59H197ZM213 61V60H212ZM231 61V62H230ZM240 61H242V60H240ZM160 62H161V60H160ZM176 62H173V63H175L176 64ZM179 62V61H178ZM202 62V61H201ZM223 62V61H222ZM242 62H246V59H245V61L243 60ZM242 62H239V64H243ZM65 63V62H64ZM92 63V62H91ZM163 63V62H162ZM166 63V62H165ZM169 63V62H168ZM180 63H181V61H180ZM191 62H189V64H190ZM206 63L207 64H210V63H208L207 61H206ZM47 64V65H46ZM67 64H66V66H67ZM82 64V63H81ZM98 64V63H97ZM182 64V63H181ZM184 64V63H183ZM185 64H187L188 65V63L186 62ZM196 64H197V62H196ZM213 64V63H212ZM215 64V63H214ZM213 64V65H214ZM218 64V63H217ZM217 64H215V65H217ZM245 64V63H244ZM244 64H243V66H244ZM88 65H90V64H88ZM93 65V64H92ZM100 65V64H99ZM172 64H170V66H171ZM174 65V64H173ZM177 65V64H176ZM180 65V64H179ZM187 65H186V67H187ZM191 65H193V64H191ZM203 65H206V64H204L203 63ZM213 65H210V67L211 66H213ZM220 65V64H219ZM226 65H223V63H222V65H220V69L218 68V70H219V74H221V75H223V76H220V78H219V76H207V75H205V74H208L207 73V71H203V73L200 71V69H199V72H201V73H198L199 75H197L195 78H194V80H192V81H190L191 79H190V77H189V79H183V81H179V84H180V82L182 83H185L186 82V80H188V82H189V84H187V83H185V85H189V87L191 88V89H198V95L199 94H202V95H199L198 97H196L194 100L195 101H197L198 100V98L200 97V96H205V95H209V94H211L210 92H213V91H211L210 89L213 87V86H211L212 84H214V83H217V82H219L220 80L222 81H225L226 82V79L227 80H229L228 82L230 83V82H232V78H233V76H234V74H235V71H236V69H238L239 67H241V65L238 67V68H236L235 69V71L233 70V71H231V72H229V70H227L226 69ZM231 65V64H230ZM237 65V64H236ZM60 66V65H59ZM62 66H63V64H62ZM65 66V65H64ZM72 66H75V68L74 69H72L71 67ZM83 66V65H82ZM97 66V65H96ZM95 66V67H96ZM195 66V65H194ZM198 67L197 68H199V64L197 65ZM85 67V66H84ZM91 67V66H90ZM101 67H103V66H101ZM106 67V66H105ZM104 67V68H105ZM106 67V68H107ZM149 67V66H148ZM172 67V66H171ZM171 67H169V68H171ZM174 67V66H173ZM176 67H178V65L176 66ZM175 67V68H176ZM182 66H180L179 68H181ZM193 66H191L190 67V69L192 68ZM203 67V66H202ZM208 67V66H207ZM210 67H208V68H210ZM215 67V66H214ZM218 66H216L215 68H217ZM234 67V66H233ZM58 68H60V67H58ZM62 68V67H61ZM97 68V67H96ZM99 68V67H98ZM105 68V69H106ZM175 68L174 69H172V70H175ZM188 68V67H187ZM201 68V67H200ZM206 68V67H205ZM207 68V69H208ZM215 68H213V69H215ZM230 68H232L231 66H230ZM244 68H245V66H244ZM100 69V68H99ZM138 69V68H137ZM166 69H167V67H166ZM189 69V71H191ZM194 69L196 70V68L194 67ZM213 69H211L212 71H213ZM70 70V71H71ZM145 70V69H144ZM169 70V69H168ZM171 70V69H170ZM171 70V71H172ZM193 70V69H192ZM202 70H203V68H202ZM216 70V69H215ZM214 70V71H215ZM217 70V71H218ZM231 70V69H230ZM69 71V70H68ZM89 71L90 70H86V72H88L89 73ZM93 71V70H92ZM94 71H96V70H94ZM138 71V70H137ZM182 71V70H181ZM183 71H185V69L183 70ZM197 71V70H196ZM196 71H194L193 70V73H197ZM214 71H213V73H214ZM216 71V72H217ZM74 72H70V73H73L72 75L73 76H75L74 75ZM135 74H137V75H139L138 73H136L135 71H133ZM142 72V71H141ZM175 71H173V73H174ZM186 74H187V72H188V70L186 69ZM209 72V71H208ZM211 72V71H210ZM214 73V74H217V73ZM56 73H57V70H56ZM55 73V74H56ZM65 74L66 73H68V72H64ZM80 73H82V72H80ZM79 73V74H80ZM84 73V72H83ZM90 73H91V71H90ZM132 73V72H131ZM133 73V74H134ZM143 73H145V71L143 72ZM177 73V70H176V72H175V74ZM181 73V72H180ZM191 73V72H190ZM77 74V73H76ZM142 74V73H141ZM152 74V73H151ZM162 74V73H161ZM179 74V73H178ZM189 74V73H188ZM210 74V73H209ZM212 74V73H211ZM48 75V74H47ZM58 75V74H57ZM86 75H89V74H86ZM145 75V74H144ZM158 75V74H157ZM165 75V74H164ZM164 75H163V77H164ZM170 74H168L167 76H169ZM182 75V74H181ZM185 75V74H184ZM183 75V77L184 78H186V77H188V75L185 77ZM191 75V74H190ZM69 76V75H68ZM68 76H67V78H68ZM72 76V77H73ZM81 76V75H80ZM162 76V75H161ZM166 76V77H167ZM174 76V75H173ZM193 76H195V75H193ZM192 76V77H193ZM238 76V75H237ZM65 77V76H64ZM129 77H130V75H129ZM136 77V76H135ZM157 78H158V80H160V76L158 77V76H156ZM162 77V78H163ZM180 77V76H179ZM178 76L176 77V78H179ZM142 78V77H141ZM161 78V80H163ZM169 77H167V79H168ZM171 78V77H170ZM236 77H234L233 79H235ZM130 79V78H129ZM180 79V78H179ZM132 79H130V81H131ZM141 80V79H140ZM157 80V81H158ZM160 80V81H161ZM166 80V79H165ZM175 80V79H174ZM181 80H182V76H181ZM184 80H185V82H184ZM67 81V80H66ZM129 81V80H128ZM159 81V83H161ZM169 81V80H168ZM171 81V80H170ZM169 81V82H170ZM175 81H178V79L177 80H175ZM220 81V82H221ZM31 82H33L32 84H30ZM67 82H70V81H67ZM77 82V81H76ZM92 82V81H91ZM127 82V81H126ZM137 82V81H136ZM139 82V81H138ZM144 82V81H143ZM166 82H167V80H166ZM169 82H167V84L166 85H168V83ZM173 82V81H172ZM35 83V84H34ZM157 83V82H156ZM158 83V84H159ZM162 83H163V81H162ZM173 83H175V82H173ZM176 83H178V82H176ZM51 84V83H50ZM49 84V85H50ZM53 84V83H52ZM81 84H83V83H81ZM115 84V85H116ZM138 84V83H137ZM140 84V83H139ZM170 85H173V84H171V83H169ZM177 85L176 86V84H175V86H176V88H178L179 89V87H180V85ZM221 84V83H220ZM219 84V85H220ZM223 84V83H222ZM226 84H227V82H226ZM225 84V85H226ZM84 85V84H83ZM99 85V84H98ZM140 85H142V84H140ZM163 85V84H162ZM165 84H164V87L166 86ZM170 85H168V86H170ZM218 85V84H217ZM224 85V86H225ZM48 86V85H47ZM76 86V85H75ZM153 86H155V85H153ZM157 86V85H156ZM155 86V87H156ZM158 86H160V85H158ZM174 86V85H173ZM172 86V87H173ZM179 86V87H178ZM222 86V85H221ZM54 87V86H53ZM120 87V86H119ZM123 87V86H122ZM138 87V86H137ZM140 87V86H139ZM149 87H151L150 85H149ZM148 87V88H149ZM185 87V86H184ZM186 87H188V86H186ZM188 87V88H189ZM215 87V86H214ZM134 88V87H133ZM147 88V89H148ZM152 88V87H151ZM156 88H158V87H156ZM160 88V87H159ZM162 88H163V86H162ZM161 88V90L163 91V89ZM166 88H167V86H166ZM175 88V89H176ZM180 88H182V87H180ZM190 88H189V90H190ZM80 89V88H79ZM86 89V88H85ZM146 89V88H145ZM172 89V91H174V89L173 88H171ZM177 89V90H178ZM183 89V88H182ZM181 89V90H182ZM195 89V90H196ZM133 90V89H132ZM135 90V89H134ZM133 90V91H134ZM139 90V89H138ZM142 90V89H141ZM148 90H150L151 91V89H148ZM155 90V89H154ZM157 90V89H156ZM167 90H169V89H167ZM184 90H185V88H184ZM183 90V91H184ZM189 90H188V92H189ZM194 90V91H195ZM213 90H214V88H213ZM1 91H4V93H2ZM40 91H42V93L40 92ZM132 91V92H133ZM170 91V90H169ZM186 91V90H185ZM197 91V90H196ZM195 91V92H196ZM22 92V91H21ZM27 92H29V91H27ZM26 92V93H27ZM66 92V91H65ZM129 92V91H128ZM127 92V93H128ZM143 92V91H142ZM149 92V91H148ZM152 92H156V91H152ZM164 92H165V89H164ZM164 92H162V94L164 93ZM168 92V91H167ZM50 93V92H49ZM59 93V92H58ZM57 93V94H58ZM61 93V92H60ZM80 93V92H79ZM82 93V92H81ZM119 93V92H118ZM125 93V92H124ZM137 93H139V91L137 92ZM145 93V92H144ZM158 93H159V91H158ZM169 93H171V91L169 92ZM169 93H167L168 95H169ZM173 94L175 93V92H172ZM171 93V94H172ZM176 93L179 95V93L176 91ZM181 93H182V91H181ZM184 93H187V92H184ZM22 94V96H21V98L22 97H24L25 96V93H21ZM28 94V93H27ZM56 94V95H57ZM65 94V93H64ZM132 94V93H131ZM131 94H129V95H131ZM136 94V93H135ZM141 94H143V93H141ZM140 93L138 94V95H141ZM149 94V93H148ZM148 94L146 95L147 96V98L149 97L148 96ZM160 94H161V92H160ZM170 94V95H171ZM195 94V93H194ZM192 95V96H197L196 94L195 95ZM19 95V93L18 94H16V96H18ZM49 95V94H48ZM47 95V96H48ZM66 95V94H65ZM117 95V94H116ZM128 95V96H129ZM153 95V94H152ZM155 95V94H154ZM153 95V96H154ZM156 95H158V96H161V95H159V94H156ZM166 95V92H165V94L163 95V97ZM175 95V94H174ZM177 95V96H178ZM186 95V94H185ZM191 95H189V96H191ZM31 96H32V94H31ZM46 96V97H47ZM51 96V93H50V95H49V97ZM123 96H125L126 97V95L124 94ZM132 96V95H131ZM131 96L129 97V98H131ZM136 97H138V98H140L139 96H137V95H135ZM157 96V97H158ZM167 96V95H166ZM180 96V95H179ZM178 96V97H179ZM77 97H78V99H80V97L79 96H77V93H72V92H69L67 95H66V97H62L61 98V100H59L60 101V103H61V108H65V105H67V104H70L69 102H71V104H73L74 105V103H76V101H78V99H77ZM118 97V96H117ZM133 97V96H132ZM142 97H144V95L142 96ZM151 93H150V99H151ZM173 97V96H172ZM181 97H182V95H181ZM183 97H185V96H183ZM186 97H188L187 95H186ZM212 97H214V96H209L208 98H211L212 100H213V98ZM82 98H84V97H82ZM120 93H119V100H120ZM133 98H135V97H133ZM155 98V97H154ZM168 98V97H167ZM174 98V97H173ZM189 98V97H188ZM191 98H193V97H191ZM114 99V98H113ZM116 99V98H115ZM123 99V98H122ZM128 99V98H127ZM126 99V100H127ZM141 99V98H140ZM148 100V101H144V100H132V101H130V102H128V103H125V105L123 106V112H119L118 110H119V108H118V112L116 113L115 112V114L113 113L114 111H116V109L114 110V106H113V112L111 111L110 112V110H101L98 114H97V122H94V121H92L94 124H96V127H99V128H102L103 126H110V127H115V126H117V123L119 122V123H125V122H127L126 124H124V126H123V128H125V129H127V130H129V127H137V125H135L134 123H136L135 121H136V119H140V120H142V121H144V122H147L150 118H149V116L152 114L153 115V113H154V111L153 110H151V107H149L150 105H154V103L152 102V100ZM153 99V98H152ZM157 99V98H156ZM161 99H162V96H161ZM164 99V98H163ZM162 99V100H163ZM165 99H166V97H165ZM164 99V100H165ZM172 99V98H171ZM177 100L178 101V99L175 97L174 99H172V100ZM186 99V98H185ZM190 99V98H189ZM211 99H209V100H211ZM23 100V99H22ZM36 100H37V96H36ZM118 100V99H117ZM118 100V101H119ZM155 100V99H154ZM162 100H161V102H162ZM168 100V99H167ZM113 101V100H112ZM112 101H111V104H112ZM128 101V100H127ZM179 101H180V99H179ZM195 101L193 102V103H195ZM8 102H11L10 104L11 105H7V106H5L6 105V103H8ZM25 102V101H24ZM53 102V101H52ZM124 102H126V101H123L122 103H124ZM164 102V101H163ZM183 102V101H182ZM186 102V101H185ZM189 102V101H188ZM79 103V102H78ZM113 103H114V101H113ZM120 103V102H119ZM165 103H166V101H165ZM171 104H172V102H170ZM244 103V102H243ZM13 104V105H12ZM41 104V103H40ZM51 104V103H50ZM137 104H141V105H143V104H147L148 106H142V107H140L139 108V106L138 107H136L137 106ZM162 105L161 103H160V100H159V103H156V106H155V109H157L156 107H159L160 105ZM164 104V103H163ZM166 104H168L169 105V102L168 103H166ZM165 104V105H166ZM175 104V103H174ZM173 104V105H174ZM24 105H26V104H24ZM76 105H78V104H76ZM80 105V104H79ZM113 105H115V104H113ZM121 105V104H120ZM157 105H159V106H157ZM181 105V104H180ZM188 105V104H187ZM27 106V105H26ZM80 106H82V105H80ZM112 106V105H111ZM111 106H109V107H111ZM169 106H171V105H169ZM182 106V105H181ZM181 106H180V108H181ZM262 106L263 105H261L260 107H259V109H260V111L261 112H259V118L258 117H256L255 119H254V121L253 122H258L259 120L261 121V119H262V110L264 109V106H263V109H262ZM12 107V108H11ZM144 107H146V108H148V109H146V108H144ZM165 107H167V106H164L163 108H165ZM173 107V106H172ZM78 108H80V107H78ZM116 108H117V106H116ZM160 108H162L161 106H160ZM162 108V109H163ZM176 108V107H175ZM179 108V109H180ZM185 108V107H184ZM183 108V109H184ZM190 108V107H189ZM258 108V107H257ZM22 108H17L16 107V112H14V114H15V117H13L14 118V120L13 121H15V122H18V121H23L24 119H22V113L25 111V112H30L31 111V109L29 108V109H25V108H23L22 110H21ZM49 109V108H48ZM47 109V110H48ZM53 109V108H52ZM167 109H170V107L168 108L167 107ZM54 110V109H53ZM62 110V109H61ZM65 110V109H64ZM176 110V109H175ZM174 110V112L172 113V115H166L167 116V118L169 117V118H174L175 116V114H176V112H179V113H177V118L180 120V119H182L183 118V115H182V113H181V111H175ZM189 110V109H188ZM50 111V110H49ZM55 111V110H54ZM158 111V110H157ZM162 110L160 109V112H161ZM168 111V110H167ZM166 111V112H167ZM264 111V110H263ZM33 112V113H34ZM53 112V111H52ZM52 112H49V113H52ZM163 112H165V110L163 111ZM165 112V113H166ZM172 112V111H171ZM188 112V111H187ZM257 112V113H258ZM39 113H41L40 111H39ZM39 113H38V116L40 117V115H39ZM42 113L44 114V116L46 115L47 116V114H48V112H46V110L44 109L43 111H42ZM59 113H65V112H59ZM59 113H57V114H59ZM156 113V112H155ZM154 113V114H155ZM164 113V114H165ZM247 113H250V111H248ZM261 113V114H260ZM6 114V113H5ZM19 114H21V115H19ZM43 114H41L42 116L41 117H43ZM53 114V113H52ZM56 114V113H55ZM55 114H54V118H58V117H56L55 116ZM59 115V117H61L62 115ZM161 114H163V113H161ZM161 114H160V116H161ZM246 114V113H245ZM252 114V113H251ZM32 115H34V114H32ZM31 115V116H32ZM155 115H157V114H155ZM256 115V116H257ZM10 116V115H9ZM11 116H13V115H11ZM19 116V117H18ZM26 116V115H25ZM30 116V117H31ZM52 116V115H51ZM165 116V117H166ZM35 117L37 118V114L35 115ZM50 117V116H49ZM151 117V116H150ZM154 117V116H153ZM152 117V118H153ZM243 117H244V115H243ZM246 117V116H245ZM248 117V116H247ZM261 117V118H260ZM34 118V117H33ZM44 118V117H43ZM54 118H50V119H54ZM147 118H149L148 120H144V119H147ZM151 118V119H152ZM163 117H161V119H162ZM231 118H233L232 116H231ZM230 118V119H231ZM236 118V117H235ZM26 119V118H25ZM40 119V118H39ZM59 119V118H58ZM62 119V118H61ZM150 119V120H151ZM164 119V118H163ZM60 120V119H59ZM232 120V119H231ZM236 120H238V119H236ZM34 121H35V119H34ZM33 121V122H34ZM41 121H42V118H41ZM152 121V120H151ZM235 121V120H234ZM233 121V122H234ZM247 121V120H246ZM43 122V121H42ZM167 122H169V126H170V128L171 127H173L174 125H175V123H177L176 122V120L175 121H167ZM226 122H228V119H227V121ZM232 122V121H231ZM236 122H240V121H236ZM21 124H23L22 122H21ZM40 124V123H39ZM44 125H42V126H47V127H49L50 126V120L48 119V118H45L44 119V123H43ZM39 126V125H38ZM37 126V127H38ZM51 127V126H50ZM76 128V127H75ZM243 128H246L244 131H243ZM70 129H72V128H70ZM70 129H68V130H65V131H63V132H61L60 133V137H55V138H53L54 140L55 139H59V140H63L64 141V145L65 146H62V151L63 152H67L68 150H71V148H74L75 147V145H78V144H80V142L82 141V140H85L86 138H89V137H86V138H84L83 137V135H81L82 134V131L80 130V129H78L77 131H75V130H73V131H75L74 133H75V136H71V135H69L67 132L70 130ZM26 130V129H25ZM25 130H24V132H25ZM30 130V129H29ZM97 130V133H99L101 130L100 129H96ZM23 131V130H22ZM43 131V132H42ZM20 133V134H19ZM29 133H30V131H29ZM213 133H215V132H213ZM217 133V132H216ZM73 134V133H72ZM80 135V136H79ZM243 135V134H242ZM79 136V137H78ZM264 136V135H263ZM78 137V139H76ZM223 137V138H222ZM258 137V136H257ZM221 138V139H220ZM256 138V137H255ZM259 138V137H258ZM25 140L26 141H28V142H32V144H27V143H25ZM79 140V141H78ZM194 140V141H193ZM247 140V139H246ZM249 140V139H248ZM252 140V139H251ZM37 141V142H38ZM195 142V145H193L192 147H190L191 148V150H190V148H185V146L187 145V143H190V142ZM199 141V142H198ZM220 142V144H219V142ZM202 143V142H204V144L203 145H201V144H198V143ZM243 142V141H242ZM246 142V141H245ZM252 142V141H251ZM258 142V141H257ZM256 142V143H257ZM260 142V141H259ZM228 143V142H227ZM240 143V142H239ZM38 144V143H37ZM244 144V143H243ZM254 144V143H253ZM35 145V144H34ZM31 147V148H27V147ZM180 146V145H179ZM43 147H44V149H43ZM107 147H110V145H103V147L102 148H107ZM171 147V146H170ZM206 147H210V149H206ZM237 147V146H236ZM248 148V147H247ZM255 149V148H254ZM262 149V148H261ZM32 150H38V156L36 157L37 158V160H38V164H36V162H34L33 163V171L31 170V171H29L28 170V168H27V170H28V172H27V170H26V174H25V176H19V174H18V176H19V178L18 177H16V175H17V172H15V173H13V172H10L11 170H12V161L10 160H7L6 161V159H9L10 157L9 156H12V157H17V156H19L18 155V153H22V152H24V151H26V152H29V153H31L30 151H32ZM186 150H188L187 151V153L185 154V152H186ZM245 150H247V149H245ZM258 150H259V147H258ZM39 151H40V153H39ZM99 151L100 150H96V154L97 153H99ZM180 151H181V153H180ZM231 151V150H230ZM264 151V150H263ZM262 151V152H263ZM209 152V153H208ZM251 152V151H250ZM35 153V152H34ZM231 153H232V151H231ZM241 153H242V151H241ZM257 153L259 154V152L257 151ZM32 154V153H31ZM36 154V153H35ZM35 154H32V155H34L35 156ZM100 154V153H99ZM218 154V153H217ZM229 155H230V153H228ZM239 154H240V152H239ZM239 154H238V156H239ZM242 154H244V153H242ZM245 154H246V152H245ZM244 154V155H245ZM247 154H248V152H247ZM9 155V156H8ZM25 155H27V157H28V153L27 154H25ZM201 155V156H200ZM214 155V154H213ZM216 155V154H215ZM254 155H256V151H255V154ZM200 156V157H199ZM218 156H219V154H218ZM211 158H212V156H210ZM237 157V156H236ZM23 158V157H22ZM25 158V157H24ZM202 158V159H203ZM219 158H221V157H219ZM251 158V157H250ZM27 159V158H26ZM127 159H129V160H127ZM214 159V158H213ZM212 159V160H213ZM223 159H225L224 158V156H222V159L221 160H223ZM237 159H238V157H237ZM23 160V159H22ZM29 160H32V159H30L29 158ZM214 160H216V158L214 159ZM256 160L257 159H252V160H250L249 162H253L254 161V163L256 162ZM225 161H227V160H225ZM31 162V161H30ZM187 162H190V161H187ZM224 162V161H223ZM8 163V164H7ZM166 163V165H164ZM256 163H258V162H256ZM16 164L18 165V161L16 162ZM190 164V163H189ZM197 164H198V161H197ZM220 164V163H219ZM232 164V163H231ZM258 164H260L259 166H256V168H254L253 170H254V172H255V170H256V172H258V170L259 169H261V168H264V162H261V163H258ZM26 165H29L28 164V162L26 163ZM187 165V164H186ZM215 165V166H214ZM233 165H234V162H233ZM236 165H238V164H236ZM19 166V165H18ZM176 166V165H175ZM196 167V165L195 164H192L191 165V167ZM200 166V167H201ZM229 166V165H228ZM235 166V165H234ZM238 166H240V165H238ZM254 166V165H253ZM10 167H11V170H10ZM244 167V166H243ZM26 168V167H25ZM187 168H190L189 167V165H188V167ZM24 169V168H23ZM183 171H187L186 170V168L184 169V167L183 168H181ZM41 170H44L42 173H38V172H40ZM174 170V169H173ZM181 170V171H182ZM190 170V169H189ZM192 171V170H191ZM252 171V170H251ZM260 171V173L262 172V170H259ZM159 172V171H158ZM229 172V173H230ZM239 172V173H240ZM247 172L249 173V170H247ZM255 172V173H256ZM263 172H264V169H263ZM69 173H71L72 175H71V177H73L72 179H69L68 178V174ZM175 173V172H174ZM187 173H189V172H187ZM193 173V172H192ZM192 173H190V174H192ZM195 173V174H196ZM252 173H253V171H252ZM251 173V174H252ZM255 173H253V175L255 174ZM259 172L257 173V175L259 176V175H261ZM180 174H182V173H180ZM180 174H178V173H175V175H180ZM238 174V173H237ZM237 174H235L236 176H238ZM243 174V173H242ZM245 174H247V173H245ZM193 175H194V173H193ZM229 176H230V174H228ZM240 176H241V174H239ZM244 175V174H243ZM249 175H250V173H249ZM256 175V174H255ZM254 175V176H255ZM144 176H147V177H144ZM224 176H226V175H224ZM232 176V175H231ZM234 176V175H233ZM246 176V175H245ZM244 176V177H245ZM248 176V175H247ZM251 176V175H250ZM250 176H248L249 177V179H250ZM187 178L189 177V176H186ZM186 177H183V178H186ZM219 178L221 177V176H218ZM239 177V176H238ZM237 177V178H238ZM257 177V176H256ZM262 177L264 178V176H263V174H262ZM3 178V179H2ZM52 178V179H51ZM191 178V177H190ZM232 178V177H231ZM236 178V177H235ZM247 177H245V179H246ZM252 178V177H251ZM223 179V178H222ZM229 179H230V177H229ZM241 178L239 177L238 178V180H240ZM258 179V178H257ZM259 179H261V176H259ZM13 180H14V182H13ZM174 180V181H173ZM188 180V179H187ZM209 180V179H208ZM215 180H217V179H215ZM234 180V179H233ZM232 180V181H233ZM252 180V179H251ZM250 180V181H251ZM254 180H256V178L254 179ZM253 180V181H254ZM264 180V179H263ZM172 181H173V183H172ZM222 181V180H221ZM224 181V180H223ZM228 181H230V180H227V182ZM236 181H237V179H236ZM240 181H242V179L240 180ZM249 181V182H250ZM260 181V180H259ZM258 181V183L259 184H261L260 182ZM211 182V181H210ZM213 182H214V180H213ZM217 182V181H216ZM225 182V181H224ZM234 182V181H233ZM233 182L231 183L232 185H233ZM239 182V181H238ZM244 183L246 182V181H243ZM248 182V181H247ZM171 183V184H170ZM186 183V182H185ZM196 183H198V181L196 182ZM226 183V182H225ZM225 183L223 184V182H222V184H221V186L223 187V185H225ZM235 183V182H234ZM244 183H243V185H242V183H241V185L242 186H244V188H243V190L244 189H246L245 188V185H244ZM262 183H264V182H262ZM9 185V187L10 188H8L6 185ZM177 184V185H176ZM201 185H203L202 184V182L200 183ZM217 184V183H216ZM219 184V183H218ZM230 184V185H231ZM239 184V183H238ZM238 184H237V186H238ZM251 184V183H250ZM250 184H247L246 186L247 187H249V185ZM253 184V183H252ZM255 184V183H254ZM257 184V183H256ZM72 185V186H71ZM115 185V186H114ZM204 185H205V183H204ZM209 185V184H208ZM212 185V184H211ZM211 185H210V187H211ZM230 185H229V182H228V186L230 187ZM235 185V184H234ZM240 185V184H239ZM258 185V184H257ZM68 186V187H67ZM196 186V185H195ZM199 188H200V185H197ZM220 185H219V187H221ZM260 186V185H259ZM261 186H263V185H261ZM181 187V186H180ZM197 187V188H198ZM201 187H203V186H201ZM208 187V186H207ZM209 187V188H210ZM215 187V186H214ZM219 187L217 186V188L219 189ZM228 187V188H229ZM235 187V186H234ZM251 187V186H250ZM249 187V188H250ZM38 188V189H37ZM98 188V187H97ZM130 189L131 191H132V196H131V198H132V200H130L129 201V199L127 200V201H129V203H127L126 205H123V202H124V198H122V195H123V193H122V190H123V192H125L127 189ZM182 188V187H181ZM180 188V189H181ZM190 188V187H189ZM216 188V187H215ZM226 188V187H225ZM228 188H226V189H228ZM232 189H233V187H231ZM240 188V187H239ZM249 188H247V189H249ZM257 188L258 187H255L254 188V186H253V188L252 189H255L256 191H252V192H257L258 190H260L259 188H258V190H257ZM264 188V187H263ZM179 189V188H178ZM179 189V190H180ZM183 189H185L184 187H183ZM196 189V188H195ZM207 189V188H206ZM211 190H212V188H210ZM209 189V190H210ZM241 189H242V187H241ZM251 189V190H252ZM38 190V193H35L36 191ZM92 190V189H91ZM176 190V189H175ZM203 190L204 191H206L205 190V188H203ZM231 190V189H230ZM250 190V191H251ZM264 190V189H263ZM75 191V192H76ZM115 191H116V189H115ZM114 191V192H115ZM129 191V190H128ZM149 191H150V193H149ZM191 191V190H190ZM192 191H194V190H192ZM197 191V190H196ZM198 191H199V189H198ZM200 191H202L201 189H200ZM204 191H203V193H204ZM212 191H214L215 192V190L213 189ZM211 191V192H212ZM223 191V190H222ZM226 191H228V190H226ZM232 191V190H231ZM237 191V190H236ZM249 190H246V192L245 193H247V194H249V192H248ZM261 192L260 193H262V190H260ZM58 192V191H57ZM60 192V191H59ZM58 192V193H59ZM71 192V191H70ZM117 192V191H116ZM127 192V191H126ZM185 192V191H184ZM189 192V191H188ZM230 192V191H229ZM229 192H228V194H229ZM84 193V192H83ZM91 193V192H90ZM177 193H179V192H177ZM190 193L191 192H189V195H190ZM194 193V192H193ZM206 193V192H205ZM210 194V191L209 192H207V194ZM213 193V192H212ZM211 193V194H212ZM216 193V192H215ZM219 193V192H218ZM217 193V195H219ZM236 193V192H235ZM239 193H241L240 191H239ZM259 193V192H258ZM257 193V194H258ZM263 193H264V191H263ZM61 194V193H60ZM64 194V193H63ZM69 194V193H68ZM67 194V195H68ZM127 194H128V192H127ZM127 194H124V195H127ZM186 194H187V190H186ZM202 194V193H201ZM222 194V193H221ZM221 194H220V196H221ZM224 194H225V192H224ZM228 194H226V195H228ZM230 194H232V192L230 193ZM229 194V195H230ZM242 194H243V192H242ZM241 194V195H242ZM257 194H255V195H257ZM66 195V196H67ZM79 195V194H78ZM115 195V194H114ZM124 195H123V197H124ZM129 196L131 195V194H128ZM175 195V194H174ZM174 195H172V196H174ZM180 195V194H179ZM194 195H195V193H194ZM197 195V194H196ZM203 195H205V194H203ZM225 195V196H226ZM240 194L238 195V196H241ZM262 195V194H261ZM264 195V194H263ZM262 195V196H263ZM65 196V195H64ZM63 196V197H64ZM72 196V195H71ZM86 196V195H85ZM128 196V197H129ZM161 196V195H160ZM166 196L169 198L170 196H171V194H170V192H168L167 194H166ZM172 196H171V198H172ZM181 196H182V194H181ZM185 196V195H184ZM187 196V195H186ZM185 196V197H186ZM198 196V195H197ZM202 196V195H201ZM206 196V195H205ZM208 196V195H207ZM210 196V195H209ZM219 196V197H220ZM232 196V195H231ZM234 196V195H233ZM245 196H248V195H246L245 194ZM249 196H251L250 194H249ZM260 196V195H259ZM41 197V196H40ZM53 197V196H52ZM78 197V196H77ZM80 197V196H79ZM82 197V196H81ZM114 197V196H113ZM127 196H126V198H128ZM159 197V196H158ZM188 197V196H187ZM193 197V196H192ZM215 197V196H214ZM222 197V196H221ZM228 197V196H227ZM235 197V196H234ZM32 198V197H31ZM65 198V197H64ZM69 198H70V196H69ZM153 198V197H152ZM168 198H166L165 197V200H169ZM174 198V197H173ZM184 198V197H183ZM195 198H196V196H195ZM198 198V197H197ZM201 198V197H200ZM205 198H207V197H205ZM223 198H224V196H223ZM237 198H239V197H237ZM240 198H241V200H240ZM239 199H237L239 202L241 201V202H243L244 200V198L245 199H247V197H240ZM243 198V199H242ZM251 198V197H250ZM258 198V197H257ZM41 199V198H40ZM77 199V198H76ZM80 199V198H79ZM89 199V198H88ZM175 199V198H174ZM176 199H178V198H176ZM191 199V198H190ZM194 199V198H193ZM261 199V198H260ZM102 200V199H101ZM154 200V199H153ZM172 200V199H171ZM181 200V199H180ZM184 200V199H183ZM236 200V199H235ZM243 200V201H242ZM251 200H253V198L251 199ZM35 201V200H34ZM65 201V200H64ZM81 201H82V199H81ZM85 201H86V199H85ZM127 201H125V202H127ZM191 201H192V199H191ZM196 201V200H195ZM232 201H234V200H232ZM248 201H250V199L248 200ZM39 202V201H38ZM43 202V201H42ZM41 202V203H42ZM67 202V201H66ZM76 202L77 201H75V204H76ZM84 202V201H83ZM164 202V201H163ZM168 202H170V201H168ZM186 202V201H185ZM201 202V201H200ZM200 202H198V203H200ZM221 202V201H220ZM246 202H247V200H246ZM251 202V201H250ZM256 202V201H255ZM40 203V202H39ZM78 203H80V200H79V202ZM178 203V202H177ZM194 203V202H193ZM203 203H205V201L203 202ZM212 203V202H211ZM32 204V203H31ZM38 204V203H37ZM98 204V203H97ZM170 204H171V202H170ZM202 204V203H201ZM226 204V203H225ZM239 204V203H238ZM237 204V205H238ZM36 205V204H35ZM40 205H42V204H40ZM83 205V204H82ZM145 205V206H144ZM180 205V204H179ZM182 205V204H181ZM205 205V204H204ZM229 205V204H228ZM233 205V204H232ZM236 205V206H237ZM74 207H75V205H73ZM78 206V205H77ZM172 206H174L173 204H172ZM225 206V205H224ZM230 206V205H229ZM170 207V206H169ZM168 207V208H169ZM195 207V206H194ZM201 207H204L203 205L201 206ZM222 207V206H221ZM242 207V206H241ZM30 208V207H29ZM165 208V207H164ZM163 208V209H164ZM175 208V207H174ZM197 208H199V206L197 207ZM205 208V207H204ZM10 209H12L11 211H10ZM31 209V208H30ZM35 209V208H34ZM75 209V208H74ZM77 209V208H76ZM149 209V208H148ZM153 209V208H152ZM173 209V208H172ZM193 209V208H192ZM196 209V208H195ZM194 209V210H195ZM207 209V208H206ZM31 210H33V209H31ZM36 210V209H35ZM84 210V209H83ZM83 210H81L82 211V213H83ZM155 210V209H154ZM162 210V209H161ZM187 210V209H186ZM193 210V211H194ZM8 211H10V212H8ZM19 211V212H20ZM163 211V210H162ZM192 211V210H191ZM196 211V210H195ZM151 212V211H150ZM199 212V211H198ZM86 213V212H85ZM142 213V212H141ZM240 213V212H239ZM238 213V214H239ZM14 214V215H15ZM112 214V215H111ZM165 214H168V213H165ZM180 214V213H179ZM223 214V213H222ZM133 215V216H132ZM163 215V214H162ZM201 215V214H200ZM240 215V214H239ZM41 216H42V214H41ZM107 217V216H112V217H110V218H105V219H103L104 217ZM138 217H139V215H137ZM142 216V215H141ZM143 216H145V215H143ZM142 216V217H143ZM153 216V215H152ZM194 216V215H193ZM235 216V215H234ZM45 217V216H44ZM43 217V218H44ZM66 217V216H65ZM207 217H208V215H207ZM214 217V216H213ZM224 217V216H223ZM230 217V216H229ZM253 217V216H252ZM40 218V217H39ZM140 218V217H139ZM138 218V219H139ZM150 218V217H149ZM168 218V217H167ZM192 218V217H191ZM190 218V219H191ZM196 219H197V216L195 217ZM238 218V217H237ZM237 218H235V219H237ZM240 218V217H239ZM238 218V219H239ZM46 219V218H45ZM49 219V218H48ZM135 219V218H134ZM189 219V220H190ZM205 219H207V218H205ZM211 219V218H210ZM258 219V218H257ZM105 221V222H101V223H99L100 221ZM193 220V219H192ZM201 220V219H200ZM204 220V219H203ZM232 220V219H231ZM242 220H243V218H242ZM242 220H238V221H242ZM45 221V220H44ZM152 221H154V220H152ZM199 221V220H198ZM204 221H206V220H204ZM211 221V220H210ZM219 221V220H218ZM224 221V220H223ZM234 221H236V220H234ZM262 221H264V220H262ZM53 222H55V221H53ZM97 222V223H96ZM147 222V221H146ZM181 222H183V220L181 221ZM208 222V221H207ZM227 223H228V221H226ZM230 222V221H229ZM233 222V221H232ZM255 222V221H254ZM95 223V224H94ZM99 223V224H98ZM137 223V222H136ZM135 223V224H136ZM177 223H179V222H177ZM186 223V222H185ZM189 223V222H188ZM191 223V222H190ZM198 223V222H197ZM203 223V222H202ZM210 222H208L207 224H209ZM218 223V222H217ZM216 223V224H217ZM222 223V222H221ZM225 223V222H224ZM236 223H237V221H236ZM241 223V222H240ZM253 223V222H252ZM252 223H250V224H252ZM63 224V223H62ZM164 224V223H163ZM192 224V223H191ZM196 224V223H195ZM226 224V223H225ZM230 224V223H229ZM243 224H244V221H243ZM70 225V226H71ZM76 225V226H75ZM140 225V224H139ZM167 225V224H166ZM187 225V224H186ZM194 225V224H193ZM193 225H192V228H193ZM200 225H201V222H200ZM218 225V227H219V224H217ZM238 225V224H237ZM239 225H241V224H239ZM67 226H69L68 224H67ZM66 226V227H67ZM131 226H133V225H131ZM135 226V225H134ZM141 226V225H140ZM162 226V225H161ZM168 226V225H167ZM174 226V225H173ZM185 226V225H184ZM197 226H198V224H197ZM204 226V225H203ZM203 226H201V227H203ZM214 225H212V227H213ZM220 226H222V225H220ZM230 227H232V225H229ZM251 227H252V229H251V234L250 233H248V234H250V235H252V237H251V239L250 240H248L246 243H248V242H250L252 239H257L262 233H263V230H264V224L263 223H260V224H256V223H254V224H252V225H250ZM183 227V226H182ZM208 227V226H207ZM217 227V226H216ZM216 227L214 228V229H216ZM223 227H228V225H226V226H223ZM233 227H234V225H233ZM242 227H243V225H242ZM251 227H249V228H251ZM75 228V229H74ZM158 228V227H157ZM164 228V227H163ZM168 228V227H167ZM167 228H166V230H167ZM172 228V227H171ZM186 228V227H185ZM184 228V229H185ZM191 228V227H190ZM191 228V229H192ZM211 228V227H210ZM235 228V227H234ZM233 228V229H234ZM238 228H239V226H238ZM248 228V229H249ZM179 229V228H178ZM197 229V228H196ZM204 229H207V228H204ZM224 229H226V228H224ZM227 229H229V228H227ZM231 230V231H234V230ZM240 229V228H239ZM52 230V229H51ZM148 230V229H147ZM180 230H182V228L180 229ZM185 230H187V229H185ZM193 230V229H192ZM213 230V229H212ZM216 230H218V229H216ZM241 230V229H240ZM247 230V229H246ZM146 231V230H145ZM158 231H159V229H158ZM196 231V230H195ZM200 231H201V229H200ZM219 231H220V229H219ZM223 231V230H222ZM230 231V230H229ZM236 231H237V228H236ZM249 231V230H248ZM139 232V231H138ZM152 233H153V230L151 231ZM164 232V231H163ZM182 232H183V230H182ZM185 232V231H184ZM218 232V231H217ZM235 232V231H234ZM240 232V231H239ZM136 233V232H135ZM150 233V232H149ZM155 233V232H154ZM167 233V232H166ZM188 233V232H187ZM197 233V232H196ZM195 233V234H196ZM221 233V232H220ZM223 233V232H222ZM225 233V232H224ZM226 233H229V232H226ZM241 233V232H240ZM53 234H55V235H53ZM143 234V233H142ZM147 234V233H146ZM151 234V233H150ZM157 234V233H156ZM194 234V235H195ZM201 234V233H200ZM199 234V235H200ZM207 234V233H206ZM213 234H214V232H213ZM212 234V235H213ZM233 234V233H232ZM235 234V233H234ZM236 234H237V232H236ZM243 234H245V232L243 233ZM1 235V234H0ZM158 235V234H157ZM192 235V234H191ZM205 235V234H204ZM211 235V234H210ZM216 235V234H215ZM214 235V236H215ZM224 235V234H223ZM222 235V236H223ZM225 235H227V236H229V234H225ZM238 235V234H237ZM246 235V234H245ZM259 235V236H258ZM140 236V235H139ZM145 236H147V235H145ZM152 236V235H151ZM161 236V235H160ZM166 236V235H165ZM221 236V237H222ZM227 236H226V238H227ZM258 236V237H257ZM133 237V236H132ZM153 237H155V236H153ZM191 237V236H190ZM193 237V236H192ZM205 237H207V236H205ZM218 237V236H217ZM230 237H232V238H235V237H233L232 235L230 236ZM237 237V236H236ZM141 238V237H140ZM176 238V237H175ZM201 238H203V237H201ZM214 238V237H213ZM212 238V239H213ZM231 238V239H232ZM238 238V237H237ZM242 238V237H241ZM245 238V237H244ZM125 239V238H124ZM130 239H132L131 237H130ZM136 239V238H135ZM139 239V238H138ZM145 239V238H144ZM185 239L186 240H188L189 238L187 237H185ZM230 239V238H229ZM228 239V240H229ZM243 239V238H242ZM133 240V239H132ZM151 240V239H150ZM217 240V239H216ZM223 240V239H222ZM220 241V242H223V241ZM235 240V239H234ZM233 240V241H234ZM240 240V239H239ZM247 240V239H246ZM257 240H259V239H257ZM128 241V240H127ZM148 241V240H147ZM170 241H171V238H170ZM177 241H179V240H177ZM180 241L182 242L183 240H181L180 239ZM190 241V240H189ZM194 241V240H193ZM211 241H214V240H211ZM210 241V242H211ZM225 241V240H224ZM226 241H227V239H226ZM253 241V240H252ZM129 242V241H128ZM160 242V241H159ZM181 242H180V245H181ZM187 242V241H186ZM203 242V241H202ZM205 242H207V241H205ZM209 242V241H208ZM231 242H232V240H231ZM230 242V243H231ZM235 243H236V241H234ZM242 242V241H241ZM241 242H240V244H241ZM262 242H263V240H262ZM1 243V242H0ZM121 243V244H120ZM133 243V242H132ZM158 243V242H157ZM157 243H156V245H157ZM190 243V242H189ZM191 243H192V240H191ZM196 243V242H195ZM194 243V244H195ZM213 243V242H212ZM229 243V242H228ZM251 243V242H250ZM127 244V243H126ZM133 244H135V243H133ZM138 244V243H137ZM142 244H144V242L142 243ZM165 244V243H164ZM176 244V243H175ZM197 244H198V242H197ZM220 244V243H219ZM219 244H218V246H219ZM227 244V243H226ZM232 244V246H233V243H231ZM237 244H239V243H237ZM240 244H239V246H240ZM5 245H6V243H5ZM161 245V244H160ZM168 245V244H167ZM186 245V244H185ZM184 245V247H186ZM191 245V244H190ZM214 245V244H213ZM230 245V244H229ZM242 245V244H241ZM248 245V244H247ZM254 245V244H253ZM2 246V245H1ZM123 246V245H122ZM121 246V247H122ZM135 246V245H134ZM155 246V245H154ZM173 246V245H172ZM188 246V245H187ZM193 246V245H192ZM196 246V245H195ZM194 246V247H195ZM204 246V245H203ZM215 246V245H214ZM217 246V245H216ZM215 246V247H216ZM222 246V245H221ZM238 246V247H239ZM245 246V245H244ZM255 246V245H254ZM128 248H129V244H128V246H127ZM160 247V246H159ZM158 247V248H159ZM175 247V246H174ZM173 247V248H174ZM183 247V248H184ZM197 247V246H196ZM225 246H223V248H224ZM234 247V246H233ZM237 247V246H236ZM5 248V247H4ZM134 248V247H133ZM142 248H143V246H142ZM149 248H151V247H149ZM167 248V247H166ZM170 248V247H169ZM190 248V247H189ZM200 247H198V250L197 251H200V249H199ZM212 248H213V246H212ZM221 247H219V249H220ZM227 248H229L228 247V244H227ZM232 248V247H231ZM240 249H241V246L239 247ZM254 248V247H253ZM8 249V248H7ZM139 250H140V248H138ZM137 249V250H138ZM144 249V248H143ZM147 249V248H146ZM165 249V248H164ZM172 249V248H171ZM187 249V248H186ZM191 249V248H190ZM216 249V248H215ZM214 249V250H215ZM219 249H217L218 251H221V250H219ZM239 249V250H240ZM149 250V249H148ZM163 250V249H162ZM177 250V249H176ZM191 250H193V249H191ZM249 250V249H248ZM121 251H124V250H121ZM127 252H128V250H126ZM130 251V250H129ZM144 251V250H143ZM147 251V250H146ZM167 251V250H166ZM175 251V250H174ZM186 251V250H185ZM188 251V250H187ZM196 251V252H197ZM209 251V250H208ZM216 251V250H215ZM214 251V252H215ZM228 251V250H227ZM241 251V250H240ZM118 252V251H117ZM132 252H133V250H132ZM138 252V251H137ZM139 252H141V251H139ZM183 252H184V250H183ZM193 252H195V248H194V250H193ZM195 252V253H196ZM201 253H203L202 252V249H201V251H200ZM211 252H212V249H211ZM248 252V251H247ZM256 252V251H255ZM94 253H96V255H93ZM105 253H106V251H105ZM134 253H135V251H134ZM158 253H159V251H158ZM163 253V252H162ZM171 253V252H170ZM207 253V252H206ZM217 253V252H216ZM216 253H214V254H216ZM222 253V252H221ZM251 253V252H250ZM172 254V255H171ZM170 255H169V253L168 254H165V261H167L168 263H170V264H175V263H177L179 260L177 259V256H173V253H171ZM177 254V253H176ZM213 254V255H214ZM225 254H226V252H225ZM254 254V253H253ZM160 255V254H159ZM162 255V254H161ZM169 255V256H168ZM197 255H200L199 253L197 254ZM196 255V256H197ZM221 255V254H220ZM220 255H218V254H216V257L217 256H220ZM232 255V254H231ZM254 255H258V254H254ZM212 256V255H211ZM210 256V257H211ZM131 257H134V259H131V260H129V258H131ZM216 257H213L212 256V259H214V258H216ZM183 258V257H182ZM181 258V259H182ZM90 259L92 260V261H90ZM105 260H106V262H105ZM142 261V260H141ZM145 261V262H146ZM146 262V263H147ZM166 262V263H167ZM214 262H215V264H232V263H235V264H260L259 262L258 263H256V261H253V260H251V259H248V260H246V259H239V258H235V257H233L232 259H228L227 260V262L228 263H222L220 260H214ZM154 263V262H153ZM165 263V262H164ZM139 264H143V263H139ZM158 264V263H157Z\"/></svg>",
    "mask_w": 264,
    "mask_h": 264
}]
</instances>
